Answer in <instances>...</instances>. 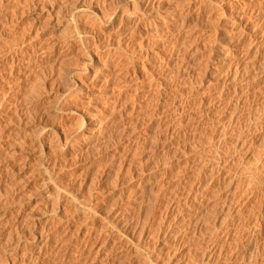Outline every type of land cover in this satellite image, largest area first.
I'll list each match as a JSON object with an SVG mask.
<instances>
[{"label":"bare ground","instance_id":"1","mask_svg":"<svg viewBox=\"0 0 264 264\" xmlns=\"http://www.w3.org/2000/svg\"><path fill=\"white\" fill-rule=\"evenodd\" d=\"M106 1V0H105ZM108 1V0H107ZM110 1V0H109ZM120 1V0H119ZM170 1H172V0H129L126 4H128L129 6H128V8H126V11H118V12H115V13H113L112 11L113 10H110V12H112L111 14L112 15H110V19H109V21H104L106 24H104L103 23V19H105L106 18V16L105 15H107L106 13H105V15L103 14V12H100V14L98 15V10H99V8L101 7L102 8V5L104 4L103 2H104V0H103V2H102V0H101V2L103 3V4H101L100 5V0H0V129L1 128H3V127H5L6 125L5 124H7V123H9V121H11L14 117H12V114H13V112L14 113H16V114H14L15 115V117L17 116V119L16 118H14V119H16L17 121L16 122H18L19 121V123H21V120H18V118L20 119L21 118V116H20V113L18 114L17 112V110H16V112H15V108L16 109H18L19 107H21V106H19L18 108H17V103L15 102V99L13 98L15 95H14V93L17 91V92H21V91H23L24 90V88H28V86H27V84H26V86H24V88H23V84H24V79L23 78H26V76L25 77H23V76H19V72H18V74H16L17 76H15L14 78V80L13 79H11V80H13L12 82H14V81H16L14 84L16 85L15 87L17 88V90L15 89H13L14 87L13 86H11V87H13V88H10L11 90H14L13 91V93H11V94H13V99L10 97L11 95H9V93H8V89L5 87V86H8L9 87V85H12V84H10L11 82H10V78H11V76L14 74V72L15 71H18L19 69H16L15 67H14V64L17 66V61L18 62H20L19 60H17V57H16V55H17V53L19 54V56L21 55V53H23L24 52V56L25 55H27V54H25V53H31L32 51H35L36 49L39 51V52H41L42 51V55L44 56V57H46L47 56V54H48V51H50V52H55L56 51V53H58V55L60 56L61 55V52L64 50V51H68L67 52V54H65V58H67L66 56H69V55H71V53H73L72 52V50H75V51H77V53L79 54L81 51H85V52H83V54L85 55V56H83L84 58V60H85V63H83V62H81L82 64L81 65H83L84 64V66H85V71L87 72L88 70H89V66H90V68H91V70H92V73H93V75H94V78H92V80H91V82H90V79H89V77L86 79V80H84L83 82L82 81H77V82H75V83H71L72 84V89H73V86H75V88H76V90L75 91H72V92H76V91H84L83 90V87H84V82H90V83H93V85H98L99 84V80L102 78V77H104L103 79H102V83L104 82V83H106L107 81H109V79L108 80H104V79H107V77L108 76H116L117 77V75L119 76V73L121 72V74L123 75H121L120 77L122 78V80H123V78H124V80L127 82V84H129V83H137L138 81H145V85L143 84V85H140L141 87H138L139 89H142L141 90V92H139V93H137V89H135L136 90V95L137 94H139V97H140V101H139V103H135L136 105H133L132 106V108H130V110H132L130 113H132V112H136L137 113V111H140V113L142 112L139 108H141V106H142V104L144 103L145 104V100H143L145 97H148L149 99L148 100H146V103H150L152 106L151 107H153V109L151 110H149V112L148 113H150L149 115V118H148V123H150V131L152 130V128H153V131L155 130L156 131V129L157 130H160V133L162 134L163 132H162V130H164V131H166L167 133L169 132V134H171V136H173V138L176 140V142L177 143H187L188 142V136H190L191 135V133L192 132H194L195 134H197L194 138H195V141H199L200 143L198 144L199 146H201V147H199L200 149H198V145L195 143L194 145L196 146V148H197V150L196 151H194L195 152V154H194V152H193V154H194V160L192 159L191 161L189 160V161H187L184 165H182L181 166V168L179 169L178 167V172L179 171H181V173H184V171H185V169H188V168H190V166H192V163H195V166L197 167V171H195L196 172V175H195V172L194 173H192L193 175H195V176H193V177H195V181L193 180V182L191 181L189 184H183L182 185V187L183 188H187V190H186V194H185V201H184V203H183V205L182 206H180L181 208H182V211H179L180 213H181V216H178L179 214H174L173 216V218H172V220L171 221H168V226H167V229L165 230L166 232L165 233H163L164 235H163V238L162 239H165V240H172L171 238L173 237H170V235H169V233H172V230L173 231H175V233H179L180 231H183V230H186V232H188V231H191L192 230V235H193V237L196 239V238H199V239H197L196 241H198V240H200V238H204V236H203V229L205 228V230H207V233L206 232H204L205 234V236H206V234H208V236H209V241L208 242H210L211 241V244H208L207 243V245H206V247L204 248V250H202V252H201V254H199V256H197V254H196V256L198 257V259L196 260V261H194L193 262V264H227L229 261H226V262H222V260L224 259V256L223 255H227L228 253L230 254L229 256H234V249H233V247L231 248V249H233V250H231V249H229V251L226 249L227 247L225 246V245H228L229 246V244H230V246H231V244H234V243H232V241L234 240V239H236L235 241H237V236H235L236 238H234V221L236 220V219H240L241 218V215H240V213L242 212V213H246L249 209V207L252 205L251 203H253V199H255V198H257V200L260 198V201H259V204L257 205V212L255 213V216H254V219H255V221H257L258 222V224H259V226H262V227H264V177H263V175H264V173L261 171L260 172V170H261V168L263 169V167H260V169H259V172L262 174L263 173V175H258V167L256 166L257 165V163H256V165H253V166H251L252 164L250 163V162H248L247 164H246V161H247V159H248V157H249V149L251 148V146H255V147H257V148H255V149H257V151H256V154L255 155H257V156H255V155H253V156H255V157H252V158H254V159H256L257 161H258V163H260V164H262L261 162H264V160H262V158L264 159V140H262V138H261V140H262V142H260L259 141V139H260V137H259V139H258V135H259V133L262 131V126H263V120H264V18H262L263 16H261L259 13H261V11H263L264 12V0H258V3H259V1H260V3H259V5H258V8H257V6L255 7V5H251V4H247L246 6H242V8L241 9H239V8H237L236 6H237V1L236 2H234V4H233V1H235V0H227L226 1V5H224V3H222V2H225V0H191V3H189V5L187 6V8H185V7H182V8H184L183 10H181V9H179V11H177L178 9L177 8H180L181 6H180V4L178 5V3H177V8H176V6H172V5H169L167 2H170ZM180 1V0H179ZM185 1V0H184ZM188 0H186V2H187ZM190 1V0H189ZM231 1V3H229ZM261 1H263V3L261 2ZM113 2H114V0H113ZM121 2V1H120ZM98 3H99V7H98ZM117 3H119V2H117ZM117 3H116V5H117ZM257 3V2H256ZM257 3V4H258ZM112 4V3H111ZM173 4V3H172ZM105 5V4H104ZM176 5V4H175ZM239 5V4H238ZM112 6H113V4H112ZM118 6V5H117ZM127 6V5H126ZM178 6H180V7H178ZM104 7H106V6H104ZM14 8H16L17 10H22V11H24V9L25 8H28V9H30L29 11H31V10H33V12H35L38 16H35L34 17V20H36V21H33V22H30L31 23V25H32V23H34V25H33V28H32V26H31V28H30V30L28 29L30 26H29V22L28 23H26V25H24L23 27H21V28H23V29H21V30H23V32L25 31V34H26V39H21L20 37V39L18 38L17 40L15 39V38H17V37H15V33L16 32H14V37L12 36V34H10V33H12L13 31H12V28H10L9 27V25H8V23H13L12 22V16H14V12H13V10H14ZM100 8V9H101ZM113 8V7H112ZM114 8H116V7H114ZM120 8H123V7H121L120 6ZM10 9V10H9ZM15 9V10H16ZM63 9L64 10H66L67 11V13H69L68 15H66L65 13H63L64 14V17H63V15H62V17H61V12L63 11ZM104 9V8H103ZM128 9V10H127ZM177 9V10H176ZM208 9H213V12L214 13H216L217 15V19H215L216 20V23H215V26L213 27V31H212V33L210 34V33H208V34H210L209 35V39H208V41H207V44L209 43V45H210V49L211 50H209L210 51V53H209V57L207 58V60H206V62H204V65H206V67L205 66H203V68H202V66H201V70L202 71H199V72H201L202 73V75L201 76H205L206 77V75L208 74V72H211V71H213V74H212V77H213V79H212V77H211V79H209V81H207L205 84H204V86H205V88L206 89H204V91H202V93L199 95V93H198V95H196V94H194L193 93V89H190V91H187V90H185V91H181V94H178L179 93V91H178V93H175L172 89H171V87L173 86L172 85V81H170V80H167V77H165L164 76V74L166 75L167 74V72L170 74V70L172 71V69H170V70H168V68H169V66H171L170 64H167V63H165L164 62V56H162L161 55V53H162V49L163 48H161L160 50L158 49V50H154L155 52H148V51H150V50H148V49H146L145 48V45L147 46L148 44H150L151 45V43H148V44H144V43H142V40L140 41V39H138V41H137V37L139 36H137V33H139L138 31H139V27H140V23L143 21V17L144 16H147L148 14H151V15H153V16H155V17H149V19L147 20V21H143L144 23H145V26H146V28L147 27H149L151 30H149L146 34H148V36H153V38H156V37H154V36H157L158 34H159V31H158V27L157 26H155L156 25V23H157V20H162V21H166V22H176L175 23V25H176V28H178L177 27V25H179L180 26V28H185V27H183V26H185L187 23H186V21H187V19L189 20V17H191V14H193L194 13V11H196L197 12V14L199 15V14H202V13H204L205 11H207ZM8 10V11H7ZM12 10V11H11ZM108 10V9H107ZM115 10V9H114ZM256 10V11H255ZM9 11H11V12H9ZM29 11H28V13H29ZM104 11V10H103ZM156 11H159V12H157L156 13ZM209 11V10H208ZM207 11V12H208ZM107 12V11H106ZM193 12V13H192ZM253 12H255V13H257L255 16L254 15H252V14H254ZM16 14L18 13L17 11L15 12ZM103 15H102V14ZM108 13H109V11H108ZM21 14H23V12L21 13V11L19 12V15H20V17H19V20H21L22 18L21 17H24V15L26 14H23V16L21 15ZM31 14H32V12H31ZM208 14L210 15V11L208 12ZM18 15V14H17ZM18 15V16H19ZM68 17V18H66V16ZM91 15L92 16H94L95 18H94V21H95V19H97V20H99L98 19V16H100V18H102L103 16V18L101 19V20H99L98 22H96V23H93L92 22V19H93V17H92V19H91ZM206 15V14H205ZM211 15H213V13L211 14ZM26 16V15H25ZM109 16V15H108ZM107 16V17H108ZM202 16V15H201ZM97 17V18H96ZM213 17V16H212ZM15 18H16V16H15ZM21 18V19H20ZM33 17H31V19H32ZM68 19V21L67 20H65V22L67 21V24L66 23H64L62 20H64V19ZM28 19V18H27ZM91 19V22H92V24H97V23H99L100 24V22L102 21V23H103V25H106L105 27L106 28H102L101 27V30H100V28H98V24L96 25L97 27H95V26H93L92 24H90L91 22L90 21H88V20H90ZM210 19V18H209ZM14 20H17V19H14ZM18 20V21H19ZM23 20V19H22ZM25 20H26V18H25ZM25 20H23V21H25ZM96 20V21H97ZM105 20H107V18L105 19ZM197 20V19H196ZM26 21H29V20H26ZM30 21H32V20H30ZM208 21V20H207ZM212 21V20H211ZM46 25L47 23H48V25L49 26H47V27H50L51 26V28L49 29V30H51L52 29V31L53 30H60V29H62V30H60V31H62V32H60V34H61V36L63 37H61V36H59V38L62 40L60 43H58L57 41H59V38H58V40L55 42V39H54V43H50V44H47V46L45 45V43L43 44V41H41V39H39V42L38 43H33V44H26V41H30L29 40V35L30 34H28V33H26L27 32V30L28 31H32L34 34H36V39L39 37L37 34L40 32V31H42L43 29L42 28H44V24ZM90 22V23H89ZM11 23H10V25H11ZM19 23V22H18ZM25 23V22H24ZM40 23H42V24H40ZM69 23V24H68ZM202 23V22H201ZM206 23H208V22H206ZM210 23V22H209ZM14 24H15V21H14ZM13 24V25H14ZM20 24V23H19ZM27 24H28V26L29 27H27ZM162 24V23H161ZM174 24V23H173ZM193 24H195V23H193ZM16 25V24H15ZM22 25V24H21ZM42 25V26H41ZM101 25V24H100ZM99 25V26H100ZM207 25V24H206ZM211 25V24H210ZM102 26V25H101ZM116 26H118V30L116 31V33L118 32V34H117V37L115 36H110V35H108V36H103L102 38L100 37L99 39L97 38V36H98V34L100 35L102 32H104V30H115V28H116ZM155 26V27H154ZM164 26V25H163ZM166 26H167V24H166ZM166 26H165V28H166ZM191 26H193V25H191ZM213 26V25H212ZM27 27V30H25V28ZM187 27H188V25H187ZM195 27V26H194ZM209 27H211V26H209ZM17 28H20V25H18V27ZM180 28H178V29H180ZM193 28V27H192ZM169 29V28H168ZM170 29H171V27H170ZM177 29V30H178ZM189 29V28H188ZM188 29L186 28V30L188 31ZM194 29H196V28H194ZM14 30H15V28H14ZM44 30H46V29H44ZM177 30H176V32H177ZM182 30V29H181ZM16 31H17V33L19 32V33H22V31L20 32V29H19V31L16 29ZM52 31H51V34H52ZM145 31V30H144ZM168 31V30H167ZM166 31V32H167ZM194 31V30H193ZM36 32V33H35ZM106 32V31H105ZM111 32V31H110ZM165 32V31H164ZM163 32V33H164ZM30 33V32H29ZM49 33V32H48ZM55 33V32H54ZM115 33V32H114ZM141 33V32H140ZM170 33V32H169ZM181 33H182V31H181ZM190 33V32H189ZM192 33V32H191ZM111 34V33H110ZM174 34V33H173ZM177 34H179V33H177ZM185 34V33H184ZM183 34V35H184ZM42 35V34H41ZM54 35V34H53ZM57 35V34H56ZM176 35V34H175ZM199 35V34H198ZM16 36H18V35H16ZM24 36V35H23ZM34 36V35H33ZM50 36H52V35H50ZM160 36V35H159ZM164 36V38H165V34L163 35ZM167 36V35H166ZM169 36V35H168ZM172 36H174V35H172ZM185 36H186V34H185ZM184 36V37H185ZM53 37V36H52ZM51 37V38H52ZM55 37V36H54ZM140 37V36H139ZM144 37V36H143ZM142 37V38H143ZM145 37H147V35L145 36ZM171 37V36H170ZM170 37H169V40H170ZM196 37V36H195ZM31 38H34V37H31ZM41 38H43V37H41ZM55 38H57V36L55 37ZM88 38V39H87ZM159 38V37H158ZM187 38V37H186ZM36 39H34V40H36ZM50 39V38H49ZM89 39H91V40H89ZM124 39H127V41L129 40V43H128V45H130V48L128 49V50H126L125 49V51H124V49H123V47H122V43L124 42L125 43V41H124ZM171 39H172V37H171ZM180 39V38H179ZM193 39H195V38H193ZM192 39V40H193ZM38 40V39H37ZM51 40V39H50ZM89 40V41H88ZM184 40V39H183ZM91 42V44H93V46L94 47H96V51H95V49L94 50H91L92 48L91 47H93V46H91L89 49L90 50H88V47H87V45L86 44H88V42ZM163 41H164V39H163ZM163 41H161V42H163ZM31 42V41H30ZM46 42V41H45ZM47 42H49V41H47ZM147 42V41H146ZM178 42V41H177ZM187 42V41H186ZM192 42V41H191ZM190 42V43H191ZM29 43V42H28ZM156 44H157V42H155ZM154 43V44H155ZM194 43V42H193ZM196 43H197V41H196ZM205 43V42H204ZM44 46H43V45ZM91 44H89V45H91ZM153 44V43H152ZM88 45V46H89ZM128 45H124V47H127ZM167 45V44H166ZM181 45V44H180ZM185 45H187V44H185ZM199 45V44H198ZM153 46H155V45H153ZM164 46V45H163ZM171 46V45H170ZM182 46V45H181ZM180 46V48H182ZM121 47V48H120ZM169 47V46H168ZM167 47V48H168ZM178 47V46H177ZM186 47V46H185ZM184 47V48H185ZM158 48H160V47H158ZM166 48V49H167ZM171 48H172V50H173V46H171ZM183 48V49H184ZM186 48H188V47H186ZM204 48H205V46H204ZM16 49H18V50H16ZM123 50V51H121V50ZM150 49V48H149ZM169 49V48H168ZM190 49V48H189ZM199 49V48H198ZM208 49V48H207ZM170 50V49H169ZM171 50V51H172ZM205 50V49H204ZM31 51V52H30ZM63 51V52H64ZM152 51V50H151ZM39 52H37L38 53V56H39ZM145 52V53H144ZM170 52V51H169ZM168 52V53H169ZM33 54H35L36 53V51H35V53L34 52H32ZM36 53V54H37ZM75 53V52H74ZM82 53V52H81ZM141 53H143V55L145 54L146 55V57H149V56H155V59H156V57H157V62H155V64H151V63H146V62H144L142 59L143 58H141ZM196 53V52H195ZM32 54V55H33ZM36 54L34 55V56H36ZM41 54H40V56H41ZM174 54V53H173ZM214 54V56H212ZM55 55V54H54ZM54 55H53V57H54ZM72 55H74V54H72ZM71 55V56H72ZM82 55V54H81ZM81 55H79V56H81ZM142 55V56H143ZM170 55V54H169ZM175 55V54H174ZM182 55V54H181ZM18 56V55H17ZM24 56H23V58H24ZM50 56H52L51 54H50ZM57 56V55H56ZM70 56V57H71ZM74 56H76V53H75V55ZM167 56V55H166ZM205 56V55H204ZM208 56V55H207ZM27 58H29V57H31L32 58V56L31 55H29V57H28V55L26 56ZM43 57V58H44ZM70 57H68V58H70ZM73 57V56H72ZM77 57V56H76ZM172 57V56H171ZM21 58H22V56H21ZM22 58V59H23ZM41 57H39V59H40ZM58 58V57H57ZM56 58V59H57ZM64 58V57H63ZM64 58V59H65ZM74 58V57H73ZM18 59H20V58H18ZM34 59V58H33ZM37 59V58H36ZM62 59V58H61ZM71 60H72V58H70ZM79 59V58H78ZM153 59H154V57H153ZM169 59V58H168ZM177 59V58H176ZM28 60H30V58L28 59ZM38 60V59H37ZM66 60V59H65ZM75 60V59H74ZM82 60V59H81ZM178 60V59H177ZM177 60H175L176 62H177ZM181 60V59H180ZM197 60H198V58H197ZM31 61H32V59H31ZM39 61H41V60H39ZM39 61H34L36 64L37 63H39L40 64V62ZM68 61H69V59H68ZM73 61V60H72ZM71 61V62H72ZM76 61V60H75ZM74 61V62H75ZM183 61V60H182ZM23 62H26V61H24L23 60ZM22 62V64H24ZM30 62V61H29ZM45 62H46V60H45ZM73 62V63H74ZM77 62V61H76ZM75 62V63H76ZM153 62V61H152ZM164 62V63H163ZM32 63V62H31ZM30 63V64H31ZM35 63H33L34 65H35ZM49 63V62H48ZM48 63H46V64H48ZM56 63V62H55ZM72 63V64H73ZM171 63V62H170ZM185 63V62H184ZM187 63V62H186ZM188 63H190V62H188ZM187 63V64H188ZM192 63V62H191ZM21 64V65H22ZM28 63H26L25 65H27ZM43 64V63H42ZM59 64V63H58ZM58 64H55V65H58ZM62 64H63V62H62ZM79 64H80V62H79ZM186 64V65H187ZM29 65V64H28ZM27 65V66H28ZM50 65H53L54 66V64H49V65H47L48 67L50 66ZM75 65V64H74ZM77 65V64H76ZM76 65L74 66L75 68H76ZM176 65V64H175ZM179 65V67L180 66H182V65H180V64H178ZM185 65V64H184ZM185 65V66H186ZM198 65V64H197ZM19 66H20V64H19ZM24 65H22V68H25V67H23ZM30 66V65H29ZM32 66V65H31ZM30 66V67H31ZM38 66V65H37ZM43 66V65H42ZM45 66V65H44ZM43 66V67H44ZM78 66V65H77ZM80 66V65H79ZM83 66V67H84ZM157 66V67H156ZM40 67V66H39ZM55 67H58V66H55ZM70 67V66H69ZM73 67V66H72ZM154 67H156V69H154ZM15 68V70H13ZM36 68V67H35ZM38 68V67H37ZM37 68L36 69H32L31 68V71H37ZM41 68L42 67H40V70H41ZM45 68V67H44ZM68 68V67H67ZM153 68V69H152ZM171 68V67H170ZM185 68V67H184ZM188 68V67H187ZM210 68V69H209ZM26 69V68H25ZM43 69V68H42ZM47 69V68H46ZM46 69H44V70H46ZM57 69H60V68H57ZM62 69V68H61ZM64 69H66V68H64ZM63 69V70H64ZM70 69V68H69ZM74 69V68H73ZM72 69V70H73ZM79 69V68H78ZM183 69V68H182ZM200 69V68H199ZM27 71H28V68L26 69ZM26 70H25V72H26ZM39 70V69H38ZM44 70H42L41 72H43ZM71 70V69H70ZM175 70H177V69H175ZM180 70V69H179ZM4 71L6 72V71H8L7 73H5L4 74ZM21 71H24L23 69L22 70H20V72ZM30 71V70H29ZM31 71L30 72H27V76H29L30 74H31ZM74 71V70H73ZM194 71V70H193ZM3 72V73H2ZM24 72V73H25ZM59 72V71H58ZM66 72V71H65ZM118 72V74H116ZM23 72H22V74H24ZM36 73V72H35ZM34 72H33V75H35V78L33 79L31 76L29 77V78H32L34 81H35V84H36V80L35 79H37V81H38V78L36 77V75L38 76V75H41V74H39L38 73V71H37V74H35ZM60 73V72H59ZM185 73V72H184ZM194 73V72H193ZM212 73V72H211ZM3 74V75H2ZM70 74V73H69ZM83 74H85V72L83 73ZM82 74V75H83ZM115 74V75H114ZM162 74H163V77H162ZM168 74V75H169ZM176 74V73H175ZM174 74V75H175ZM190 74V73H189ZM196 74V73H195ZM21 75V74H20ZM24 75H26V73L24 74ZM32 75V74H31ZM32 75V76H33ZM61 75H63V74H61ZM68 75V74H67ZM66 75V76H67ZM81 75V74H80ZM177 75H178V73H177ZM185 75V74H184ZM200 75V74H199ZM198 75V76H199ZM208 75H210V74H208ZM71 76V75H70ZM170 76V75H169ZM179 76V75H178ZM200 76V77H201ZM211 76V75H210ZM209 76V77H210ZM10 77V78H9ZM39 77V76H38ZM85 77H87V76H85ZM114 77H112V78H110V80L111 79H113ZM116 77H115V79H116ZM119 77V79H121ZM171 77V76H170ZM176 77V76H175ZM182 77V76H181ZM186 76H184L183 78H185ZM199 77V78H200ZM17 78V79H16ZM68 77H66V79H67ZM78 79H79V77H77ZM118 78V77H117ZM178 78V77H177ZM194 78H197V77H194ZM31 79V80H32ZM65 78H64V80H66ZM84 79V78H83ZM173 79V78H172ZM188 79V78H187ZM205 79V78H204ZM203 79V80H204ZM7 80L10 82V83H8L7 82ZM25 80H27V78L25 79ZM29 80V79H28ZM27 80V81H28ZM76 80V79H75ZM80 80H81V78H80ZM114 80V79H113ZM124 80H123V82H124ZM30 81V80H29ZM33 81V82H34ZM67 81V80H66ZM142 81V82H143ZM170 81V82H169ZM192 81V80H191ZM198 81H200V79L198 80ZM198 81H196V82H198ZM69 82H71V80H69ZM69 82H68V84L67 85H69ZM111 82V81H110ZM110 82H108V83H106V84H108L109 85V83ZM113 82H115V81H113ZM112 82V83H113ZM174 82V81H173ZM176 82H178V81H176ZM184 82V81H183ZM193 82H194V80H193ZM204 82V81H203ZM26 83V82H25ZM28 83H30V84H32V82L30 81V82H28ZM118 83V82H117ZM116 83V84H117ZM186 83V86H187V82H185ZM185 83H182L183 85L185 84ZM195 83V82H194ZM200 84H201V82H199ZM9 84V85H8ZM34 84V85H35ZM64 84H65V82H64ZM65 84V85H66ZM71 84H70V86H71ZM101 84V83H100ZM105 84V86L106 87H110V86H107ZM123 84V83H122ZM141 84V83H140ZM175 84V86H176V83H174ZM189 84H190V81H189ZM197 85L196 86H198L199 84L198 83H196ZM25 85V84H24ZM33 85V84H32ZM102 85H104V84H101L100 85V87H102ZM113 85V84H112ZM118 85V84H117ZM121 85V84H120ZM192 85L193 86H195V84H193L192 83ZM36 86V85H35ZM99 86V85H98ZM114 86V85H113ZM129 86H131V85H128L127 87H129ZM203 86V85H202ZM34 87V86H33ZM32 87V88H33ZM95 87V86H94ZM104 87V86H103ZM115 87H116V85H115ZM118 87H122V86H118ZM125 87V86H124ZM185 87V86H184ZM200 87H201V85H200ZM69 88V87H68ZM71 88H69V89H71ZM105 88V87H104ZM111 88V87H110ZM173 88V87H172ZM189 88H191L190 86H189ZM193 88V87H192ZM195 88V87H194ZM10 89H9V91H10ZM23 89V90H22ZM34 89H37L38 90V87H36V88H34ZM33 89V90H34ZM67 89V88H66ZM68 89V90H69ZM78 89V90H77ZM116 89V88H115ZM118 89H120V88H118ZM117 89V92H115V93H117L118 95L115 97L114 96V91H108V89H107V91H104L106 94H110L111 95V93H113L112 94V96H114L115 98H110V97H107V96H105L107 99L105 100V105H107V104H110L111 105V107H112V109H110V107H108V110L110 109L111 110V114L109 115V116H112V114H114V112H116V111H118V110H116V105H117V103L119 104L120 102H121V100H120V96H122L118 91ZM125 89V88H124ZM123 89V90H124ZM139 89H138V91H139ZM184 89V88H183ZM187 89V88H186ZM26 90V89H25ZM24 90V91H25ZM30 90H32L31 89V87L29 88V90L28 91H26L27 93L30 91ZM33 90H32V92H30V93H32V94H29L30 96H33V97H35L34 95L35 94H37L38 95V93H36L37 91H34L35 92V94H34V92H33ZM114 90V89H113ZM122 90V91H123ZM133 90V89H132ZM176 90H177V87H176ZM197 90V89H196ZM40 90H38V92H39ZM60 91H61V89H60ZM64 91H65V88H64ZM64 91H63V94H64ZM81 91L78 93V94H81ZM87 91V90H86ZM90 91H94V90H90ZM98 91V90H97ZM122 91L120 90V92L122 93ZM194 91H195V89H194ZM198 91H200V90H198ZM11 92V91H10ZM25 92V93H26ZM89 92V91H88ZM135 92V91H134ZM134 92H133V94H134ZM142 92H145V93H143L142 95H141V93ZM21 93H23V92H21ZM25 93H23V94H25ZM70 93H71V91H70ZM69 93V94H70ZM77 93V92H76ZM94 93H95V91H94ZM129 93H130V91H129ZM17 94V93H16ZM68 94V96H70ZM75 94V93H74ZM97 94H99V93H97ZM123 94H124V92H123ZM9 95V96H8ZM21 95V94H20ZM28 94H27V96L26 95H22L20 98L18 97V94L16 95V97L15 98H19L18 99V101L20 100L21 101V98L22 97H28L26 100L24 99V101H27V104H28V99L29 100H33L34 98H32V97H30ZM82 95V94H81ZM87 95V94H86ZM149 95H150V97H149ZM204 95V96H203ZM67 96V95H66ZM73 96H75V95H73ZM77 96H79V95H77ZM111 96V97H112ZM135 96V95H134ZM193 96L194 97H200V98H198L196 101H193L192 99H193ZM40 97H42V96H39V98ZM86 97V96H85ZM98 97V96H97ZM122 97H124V96H122ZM121 97V98H122ZM129 97H130V95H129ZM192 97V99H190ZM31 98V99H30ZM36 98H38L37 96H36ZM35 98V99H36ZM94 98V97H93ZM125 98V97H124ZM73 99V98H72ZM76 99H78L77 97L75 98V100ZM92 99V97L89 99H87V100H91ZM126 99V98H125ZM129 99V98H128ZM136 99V98H135ZM135 99H133V101L135 100ZM139 99V98H138ZM31 100V102H33ZM63 100V99H62ZM61 100V101H62ZM74 100V99H73ZM79 100V99H78ZM83 100V99H82ZM86 100V101H87ZM104 100V99H103ZM17 101V102H18ZM20 101H19V104H20ZM23 100H22V103L24 102ZM34 101H36V100H34ZM83 101H85V99L83 100ZM89 101H87L88 102V104H89ZM124 101V100H123ZM122 101V102H123ZM125 101H127V100H125ZM138 101V100H137ZM136 101V102H137ZM38 102V101H37ZM75 102V101H74ZM94 102V101H93ZM122 102H121V104H122ZM128 102V101H127ZM143 102V103H142ZM26 103V102H25ZM30 103V102H29ZM42 103V102H41ZM63 103V102H62ZM61 103V104H62ZM91 103V102H90ZM124 103V102H123ZM18 104V105H19ZM26 104V105H27ZM37 104V103H36ZM39 104V106H40V103H38ZM65 104H67V103H65ZM70 104V103H69ZM68 104V105H69ZM74 104V103H73ZM87 104V103H86ZM94 104H95V102H94ZM132 104H134V103H132ZM149 104V105H150ZM15 105H16V107H15ZM25 105V106H26ZM29 105V104H28ZM32 105V104H31ZM59 105V104H58ZM97 105V104H96ZM95 105V106H96ZM103 105V104H102ZM126 105V102H125V104H123V107ZM38 105H36L35 106V108L37 107ZM64 106V105H63ZM75 106V105H74ZM87 106L89 107V105H86V106H82V107H84V108H82L83 110H85L86 108H87ZM99 106H100V104H99ZM144 106V105H143ZM147 106H148V104H147ZM24 107V106H23ZM27 107V106H26ZM34 107V106H33ZM52 107H53V105H52ZM67 107H70V106H67ZM78 107H80V105L78 106ZM77 107V108H78ZM97 107V106H96ZM122 107V108H123ZM131 107V106H130ZM146 107V106H145ZM142 108V109H146V108ZM150 107V108H151ZM25 108V107H24ZM30 108H32V107H30ZM30 108L28 107V108H25L26 110L24 111V113H26L25 115H27V113H28V115L29 114H31L30 115V117L29 118H32V115H34V114H32L33 113V111H34V113L38 110H30ZM49 108V107H48ZM51 108V107H50ZM56 108V107H55ZM72 108V107H71ZM99 108V107H98ZM102 108H104V107H102ZM107 108V107H106ZM120 108V107H119ZM122 108L119 110V111H121L122 110ZM125 108V107H124ZM127 108V107H126ZM57 109H59L58 107H57ZM56 109V110H57ZM62 109V108H61ZM61 109H59V110H61ZM67 109V108H66ZM66 109H64L63 108V111L64 110H66ZM69 110H71L70 108H68ZM67 109V110H68ZM73 110H74V108H72ZM75 109H76V107H75ZM87 109H89V108H87ZM94 109V108H93ZM92 109V110H93ZM19 110H23V109H19ZM44 110V109H43ZM55 110V109H54ZM53 110V111H54ZM81 111V110H78V117L80 116V121L81 122H79L80 124H81V130H83L85 127H87L86 126V124H87V118H86V116H85V111ZM107 109H104V111H103V113L106 111ZM129 110V111H130ZM147 110H148V107H147ZM44 111H47L46 109L44 110ZM52 111V113L54 114L53 115V122L52 123H49V124H51L50 125V128H49V125L47 126L46 124H45V126H44V123H47V122H49L47 119H48V116H46L47 114H45V116H44V114H43V116H41V117H44L43 119H41V117H40V119L43 121H41L40 119H39V121L40 122H38V125L39 126H41L40 127V131H42L43 130V133H41L40 134V136H37V138L35 137V140H33V144H32V146H31V148L30 149H26L27 147H28V145H27V147L26 148H22L23 147V145H22V143L21 142H19L18 143V141L16 142V143H18V145H21L20 147H21V149H22V152H23V150L26 152V151H29V153H30V151H35L36 149H34V148H40V153H39V155L36 157V158H34V159H38V161H37V163H38V165H37V168L39 167V168H44V169H41V170H45L44 172L45 173H43V175H45V176H42L41 177V175H40V187H41V189H43V194H41L42 195V201H40V203L38 204V205H40L41 206V210L43 211V214L44 215H47L48 213H52L53 212V215L52 216H50V214L48 215V217H44L41 221H39L38 219L40 218L39 216V218L38 217H36V213H34V212H30V213H27V210L25 209V207H19L17 210H15L14 212H13V214L12 213H10V214H12L13 215V217L12 218H14L15 217V225H14V230H15V232H18V229L20 230V233H18V236L20 235L21 237H18V242L20 241L21 242V240L22 241H24V244L22 245V244H20V243H17V245H15V249L13 248V250H14V253L12 254L13 255V257H12V263L11 264H44L45 263V259L48 257L49 258V256H50V252H52L51 251V249L52 248H55V247H59V249H60V247L62 246V245H66L65 244V242L66 241H68V240H70V239H72L73 237H75V238H81L82 236V238H83V240L84 239H90L91 237H92V235H91V231L93 232V230L91 229V230H86V231H84L83 230V228H82V225L81 226H77V228L76 229H74L72 226H71V222L70 223H68V222H66L65 223V219L63 218V219H60L59 218V216H60V211H62V209L63 208H66L67 207V205L69 206V204H66L65 202H69V203H74L75 201H74V198L73 197H75V196H73L72 197V195L70 196L69 194L71 193V192H68L69 194L67 195V197L64 199V201H63V195H62V197H61V193H60V188H59V185H57L56 184V182H54L59 176H57V174H59V173H61V171H62V168H65L66 166H65V162H64V164H62V166L64 165L65 167H62V166H60L61 164V162L63 163V161L65 160L64 159V156L66 157V156H68L69 154L70 155H73V154H71V153H73L72 152V149H73V146H71V141H69V139H71L72 138V133H74V131H72V133H71V131L69 130V129H71L70 128V126L71 125H69L68 126V128L66 127V123H64V116H62L63 115V111H62V114L59 112V111H55V112H53ZM72 111V110H71ZM77 111V110H76ZM75 111V112H76ZM91 111V110H90ZM118 111V112H119ZM125 111V110H124ZM127 111V110H126ZM145 111V110H144ZM151 111V112H150ZM41 112H43L42 110H41ZM51 112V111H50ZM109 112V111H108ZM22 113H23V111H22ZM37 113V112H36ZM48 113V112H47ZM69 113H70V111H69ZM68 113V116H70V114L71 115H73L72 114V112L69 114ZM98 112H95V115L97 114ZM102 113V114H103ZM122 113V112H121ZM125 113V112H124ZM129 113V114H130ZM143 113V112H142ZM146 113V112H145ZM144 113V114H145ZM39 113H37V115H38ZM65 114V116L67 115V112L66 113H64ZM74 114H76V113H74ZM92 114V113H91ZM101 114V113H100ZM106 113H104V115H105ZM108 114V113H107ZM119 114H120V112H119ZM139 114V113H138ZM7 115H8V117H9V115H10V120L9 121H5L4 122V120L6 119H4V117L3 116H6L7 117ZM19 115V116H18ZM22 116H23V114H21ZM23 116V117H27V119L29 120V118H28V115L27 116ZM48 115H49V113H48ZM77 115V114H76ZM121 115L122 114H120V117H121ZM134 116H135V114H133ZM145 115H147V114H145ZM35 116H36V114H35ZM35 116H33V118L35 117ZM40 116V115H39ZM38 116V117H39ZM52 116V115H51ZM105 116H107V115H105ZM109 116H108V118H109ZM113 116H115V114L113 115ZM119 116V115H118ZM122 116H124V115H122ZM125 116H127V114L125 115ZM136 116H138L137 118L138 119H140L141 120V118H143V114H141V118H139L140 116L139 115H137L136 114ZM22 117V118H23ZM46 117H47V119H46ZM49 117H50V115H49ZM77 117V118H78ZM101 117V116H100ZM117 117V116H116ZM119 117V118H120ZM147 117H148V115H147ZM147 117H145L144 116V118H146L147 119ZM8 118V119H9ZM32 118V119H33ZM71 118V117H70ZM92 119V121H96L95 119V117H94V115L91 117ZM107 118V117H106ZM115 118V117H114ZM137 118H135V119H137ZM143 118V119H144ZM26 119V118H25ZM24 119V120H25ZM46 119V120H45ZM50 119H51V117H50ZM75 119H76V117H75ZM89 119V118H88ZM104 119V118H103ZM112 120H113V117L111 118ZM116 119H118V118H116ZM121 119H122V117H121ZM125 119V118H124ZM129 119V118H128ZM127 119V120H128ZM133 119V118H132ZM134 119V120H135ZM142 119V120H143ZM23 120V121H24ZM31 120V119H30ZM28 121V122H31V121ZM105 120V119H104ZM109 120V119H108ZM139 120V121H140ZM26 121V120H25ZM24 121V122H25ZM52 121V120H51ZM66 121H68V120H66ZM118 121V120H117ZM5 123L4 124V126L3 127H1L3 124L2 123ZM12 122L14 123L15 122V120H13V121H11L10 123L12 124ZM16 122H15V124H16ZM75 122H77L78 123V121H75ZM97 122V121H96ZM107 122V121H106ZM105 122V123H106ZM112 122V121H111ZM119 122V121H118ZM132 122V121H131ZM145 122V121H144ZM147 122L145 123L146 125H147ZM26 123H27V121H26ZM33 123V122H32ZM35 123V122H34ZM40 123V124H39ZM78 123V124H79ZM99 123V122H98ZM104 123V122H103ZM102 123V124H103ZM123 123V122H122ZM134 123V122H133ZM135 123H136V121H135ZM142 123H143V121H142ZM10 124V125H11ZM18 124V123H17ZM31 124V123H30ZM43 126H42V125ZM68 124V123H67ZM72 124V123H71ZM74 125L76 124V123H73ZM78 124H76L75 125V127L78 125ZM97 124V123H96ZM120 124V123H119ZM125 124H127V123H125ZM9 124H7V126H10ZM20 124H18V125H16V126H19ZM27 125H28V123H27ZM36 125V124H35ZM73 125V126H74ZM95 125V124H94ZM108 125V124H107ZM115 125V124H114ZM113 125V126H114ZM128 125H129V123H128ZM135 125V124H134ZM142 125V124H141ZM262 125V126H261ZM7 126H6V128H7ZM15 126V125H14ZM23 126H25V125H23ZM30 126V125H29ZM37 126V125H36ZM80 125H78V127H79ZM122 126V125H121ZM123 126H125L124 124H123ZM133 126V125H132ZM19 127H21V126H19ZM18 127V128H19ZM48 127V128H47ZM72 127V126H71ZM75 127H73V128H75ZM101 124H99L98 126L97 125H95V132H92V133H89V130H87V131H85V132H83L82 133V135L81 136H78V142L79 141H81V140H83V139H87V140H91V141H93L94 139H97L98 137L100 138L101 137V135H102V131L103 132H105V129H106V127L105 126H103L104 128H102L101 129ZM127 127V126H126ZM129 127V126H128ZM143 126H141V128H142ZM17 128V129H18ZM25 128V127H24ZM41 128H43V129H41ZM77 128V127H76ZM80 128V127H79ZM109 128V127H108ZM113 128V127H112ZM121 128V127H120ZM130 128H131V125H130ZM155 128V129H154ZM264 128V127H263ZM3 129H5V128H3ZM3 129H1L3 132H4V130ZM17 129H16V131H14L15 132V135L14 136H16L17 134H16V132H17ZM104 129V130H103ZM116 129V128H115ZM118 129H119V127H118ZM29 130V129H28ZM77 130V129H76ZM80 130V131H81ZM113 130V129H112ZM137 130V129H136ZM2 131H1V133H0V135L2 136ZM11 131V130H10ZM21 131V130H20ZM119 131V130H118ZM133 131V130H132ZM146 131H147V129H146ZM145 131V132H146ZM153 131H152V133H153ZM155 131H154V133H155ZM7 132V131H6ZM39 132V131H38ZM38 132L36 133V135H38ZM112 132V131H111ZM122 132V131H121ZM130 132H131V130H130ZM20 133V132H19ZM29 133V132H28ZM34 134H31V132H30V135H35V132H33ZM78 133V132H77ZM107 133V132H106ZM116 133V131L114 132V134ZM128 133V132H127ZM147 133H149V131L147 132ZM146 133V134H147ZM156 133H159L158 131H156ZM155 133V134H156ZM194 133H192L193 135H194ZM90 134V135H89ZM112 134V133H111ZM110 134V135H111ZM120 134V133H119ZM118 134V135H119ZM9 135V134H8ZM7 135V133H6V135H4L5 137L6 136H8ZM20 135H22L21 133H20ZM108 134H106V136H107ZM117 135V136H118ZM121 135V134H120ZM119 135V136H120ZM140 135V134H139ZM142 135V134H141ZM156 135H159V134H156ZM4 136H2L1 137V139L4 137ZM23 136H25V135H23ZM22 136V137H23ZM27 136V135H26ZM31 136V137H32ZM89 136V137H88ZM112 136V135H111ZM115 136V135H114ZM113 136V137H114ZM137 136V135H136ZM152 136V135H151ZM154 136V135H153ZM170 136V135H169ZM170 136V138H172ZM262 136V135H261ZM17 137H19V136H17ZM108 137V136H107ZM106 137V138H107ZM139 137V136H138ZM156 139H158V137H156V136H154ZM160 137V136H159ZM164 137H166V136H164ZM8 138H9V136H8ZM14 138V137H13ZM29 138V137H28ZM104 138V137H103ZM109 138H110V136H109ZM117 138V137H116ZM130 138V137H129ZM172 138V139H173ZM191 138V137H190ZM0 139V140H1ZM5 138H3V140H4ZM12 139V138H11ZM24 139V141L23 142H25V137H23L22 138V140ZM76 139V138H75ZM111 139V138H110ZM148 139V138H147ZM155 139V140H156ZM164 139V138H163ZM168 139H169V137H168ZM172 139H170V140H172ZM2 140V141H3ZM21 140V139H20ZM27 141H29L28 139H26ZM31 140V139H30ZM77 140V139H76ZM114 140H115V138H114ZM117 140V139H116ZM119 140V139H118ZM127 140V139H126ZM154 140V141H155ZM165 140V139H164ZM174 140V141H175ZM194 140V139H193ZM5 141V140H4ZM3 141V142H4ZM73 141V140H72ZM75 141V140H74ZM73 141V142H74ZM88 141V142H89ZM146 141V140H145ZM153 140H152V142H154ZM169 141V140H168ZM174 141H172V143L174 142ZM181 141V142H180ZM3 142H1V143H3ZM32 142V141H31ZM31 142H29L30 143V145H31ZM77 142V141H76ZM148 142H150V141H148ZM158 142V141H157ZM156 141L153 143V144H155V143H157ZM166 142V141H165ZM192 142V141H191ZM10 143V142H9ZM9 143H6V144H8L9 145ZM21 143V144H20ZM92 143H94V142H92ZM114 143H115V141H114ZM183 143V144H184ZM193 143V142H192ZM259 143V144H258ZM4 144V143H3ZM13 144V143H12ZM28 144V143H27ZM90 144H91V142H90ZM97 143H95V145H96ZM2 145V144H1ZM15 145V144H14ZM26 145V144H25ZM94 145V144H93ZM92 145V146H93ZM95 145H94V147H95ZM117 145V144H116ZM127 145V144H126ZM156 145V144H155ZM186 145V144H185ZM183 146V152L182 153H185V154H189V152L190 151H187L188 149H186V146ZM190 145V144H189ZM3 146V145H2ZM6 146V145H5ZM16 146H17V144H16ZM15 146V147H16ZM64 146V147H63ZM66 146H68V147H66ZM71 146V147H70ZM91 146V147H92ZM99 146V145H98ZM98 146H96V148L98 147ZM110 146H113V145H110ZM142 146H144V144L142 145ZM159 146V145H158ZM175 146V145H174ZM180 146H181V144H180ZM180 146H177L178 148L180 147ZM188 146V145H187ZM193 145H191V147H192ZM9 147V146H8ZM10 147H11V145H10ZM19 147V148H20ZM30 147V146H29ZM28 147V148H29ZM89 147V146H88ZM90 147V148H91ZM106 147V146H105ZM115 147V146H114ZM146 147H147V145H146ZM176 147V146H175ZM4 148V147H3ZM2 147H1V149H3ZM12 148H14V146L12 147ZM19 148H17L18 149V151H14V152H12L11 153V155H9L10 157H8V158H11V159H13V161L11 162L9 159V161L11 162V163H7L8 165H5V167H3V164L1 165L0 164V173L1 174H3L4 173V171H3V169L5 170V171H7L8 173H10V175L13 177V175L15 174V173H19L20 171H22V170H25L26 169V167L29 165V163H30V160H31V155H29L28 154V152L27 153H23V154H26V155H24V156H22V157H20V158H18V157H16L15 155H16V153H19L20 154V149ZM60 148V151L62 152H60L61 154H59V152H58V149ZM63 148V149H62ZM113 148V147H112ZM125 148V147H124ZM131 148V147H130ZM133 148V147H132ZM139 148V147H138ZM142 148H145V147H142ZM141 148V149H142ZM148 148V150H149V147H147ZM156 148H158V147H156ZM160 148H161V146H160ZM167 148V147H166ZM177 148V149H178ZM17 149H15V150H17ZM93 149V148H92ZM92 149H90V152L89 153H91V150ZM97 149H99V147L97 148ZM96 149V150H97ZM103 150H106L107 148H102ZM136 149V148H135ZM140 149V148H139ZM152 149V148H151ZM155 149V148H154ZM170 149H171V147H170ZM175 148H173V150H174ZM193 149V147L191 148V149H189V150H192ZM252 149H254V148H252ZM13 150V149H12ZM80 150V149H79ZM95 150V151H96ZM110 150V149H109ZM115 150V149H114ZM117 150V149H116ZM147 150V151H148ZM153 150V149H152ZM181 150H182V148H181ZM180 150V151H181ZM98 151V150H97ZM137 151V150H136ZM135 151V152H136ZM139 151V150H138ZM154 151V150H153ZM165 151V150H164ZM167 151H169V150H167ZM177 151V150H176ZM175 151V152H176ZM7 152V151H6ZM88 152V151H87ZM100 152H101V150H100ZM104 152V151H103ZM107 152V151H106ZM121 152V151H120ZM186 152H188V153H186ZM191 152V153H192ZM247 152H248V154H247ZM78 153V152H77ZM76 153V154H77ZM92 153H94L93 151H92ZM98 153H99V151H98ZM131 153V152H130ZM138 153V152H137ZM152 153V152H151ZM177 153V152H176ZM180 153V152H179ZM258 153V154H257ZM9 154V153H8ZM75 154V155H76ZM112 154V153H111ZM114 154V153H113ZM139 154V153H138ZM239 154H242L241 155V157H239V159L241 160V163H239V161L238 160H236L237 158H236V156H238ZM254 154V153H253ZM74 155V156H75ZM78 155V154H77ZM91 154H88V157L90 156ZM95 155V154H94ZM121 155V154H120ZM119 155V156H120ZM137 155V154H136ZM151 155V154H150ZM179 156H182V155H184V154H178ZM252 155V154H251ZM8 156V155H7ZM11 156H13V157H11ZM62 156V157H61ZM79 156V155H78ZM77 156V157H78ZM134 156H135V154H134ZM149 156V155H148ZM170 156V155H169ZM169 156H168V158H169ZM179 156H178V158H179ZM186 155H184V157H185ZM191 156V155H190ZM70 157H72V156H70ZM76 157V158H77ZM80 157V156H79ZM95 157H97V154H96V156ZM116 157V156H115ZM124 157H126V156H124ZM133 157V156H132ZM173 157V156H172ZM256 157H258L260 160H258ZM32 158V159H33ZM68 158V157H67ZM75 157H73V161L74 160H76V158L74 159ZM81 158V157H80ZM83 158H84V156H83ZM87 158V157H86ZM86 158H84V160L86 159ZM94 157H92V159H93ZM182 158H183V156H182ZM181 158V159H182ZM251 158V159H252ZM63 159V160H62ZM96 159V158H95ZM133 159V158H132ZM184 159V158H183ZM7 160V159H6ZM68 160H71V159H68ZM78 160V159H77ZM76 160V161H77ZM81 160H83V159H81ZM88 160V159H87ZM136 160V159H135ZM178 160V159H177ZM262 160V161H261ZM76 161H75V163H76ZM80 161V160H79ZM101 161V160H100ZM105 161V160H104ZM132 161V160H131ZM149 161V160H148ZM185 161H186V158H185ZM236 161H238V163H239V165H238V167L240 166V167H242L241 168V170H239L238 171V169H240V167L238 168L237 167V169H236V167L234 166V163L236 162ZM254 162V160H251V162ZM257 161H255V162H257ZM261 161V162H260ZM5 162V161H4ZM66 162H69V164H70V161H66ZM82 162H84V161H82ZM87 162V161H86ZM94 162V161H93ZM143 162V161H142ZM178 162V161H177ZM252 162V163H253ZM255 162H254V164H255ZM73 163V162H72ZM71 163V164H72ZM78 163V162H77ZM96 163V162H95ZM129 163H130V161H129ZM145 163V162H144ZM147 163V162H146ZM172 163V165H173V162H171ZM5 164H6V162H5ZM31 164V163H30ZM60 164V165H59ZM70 164V165H71ZM92 164V163H91ZM103 164V163H102ZM106 164V163H105ZM111 164V163H110ZM164 164H166V163H164ZM179 164V163H178ZM251 164V165H250ZM70 165H67V166H70ZM73 165V164H72ZM71 165V167H73ZM76 165V164H75ZM106 165H108V164H106ZM121 165H122V163H121ZM120 165V166H121ZM130 165V164H129ZM194 165V164H193ZM235 165H237V162H236V164ZM31 166V165H30ZM62 167L61 169H60V167ZM89 166V165H88ZM95 166V165H94ZM103 166V165H102ZM109 166V165H108ZM124 166V165H123ZM131 166V165H130ZM259 166H263V164L262 165H259ZM33 167V166H32ZM70 167V168H71ZM100 167V166H99ZM111 168H112V166H110ZM114 167V166H113ZM125 167V166H124ZM194 167V166H193ZM38 168V169H39ZM69 168V167H68ZM67 168V169H68ZM79 168V167H78ZM104 168V167H103ZM108 168V167H107ZM128 168V167H127ZM130 168V167H129ZM171 168V167H170ZM169 168V166H168V169L166 170V173H171L170 172V169ZM195 168V167H194ZM193 168V169H194ZM37 169V170H38ZM91 169V168H90ZM109 169V168H108ZM113 169V168H112ZM190 169H192V168H190ZM83 170V169H82ZM85 170V169H84ZM96 170V169H95ZM94 170V171H95ZM126 170H128V169H126ZM134 170V169H133ZM165 170V169H164ZM189 170V169H188ZM196 170V169H195ZM3 171V172H2ZM27 171V170H26ZM25 171V172H26ZM64 171V170H63ZM89 171V170H88ZM92 170H90V172H91ZM93 171V172H94ZM100 171V170H99ZM117 171H119V168L117 169ZM177 171V170H176ZM30 172H31V170H30ZM33 172L35 173V172H38V171H36V168H35V170H32V174H33ZM65 172V171H64ZM85 172V171H84ZM114 172H116V171H114ZM120 172V171H119ZM119 172H117V173H119ZM146 172V171H145ZM151 172V171H150ZM155 172H156V170H155ZM177 172V174L179 175V173ZM187 172V171H186ZM190 172H192V171H190ZM73 173V172H72ZM113 173V172H112ZM117 173H115V174H117ZM121 173V172H120ZM130 173V172H129ZM6 174V173H5ZM29 175H30V173H28ZM38 174V173H37ZM68 174V173H67ZM78 175H79V173H77ZM80 174H81V171H80ZM86 174V173H85ZM95 174H97V172H95ZM108 174V173H107ZM190 174V173H189ZM21 175V174H20ZM87 175V174H86ZM94 175V174H93ZM111 175H113V174H111ZM110 175V176H111ZM126 175V174H125ZM173 175V174H172ZM185 175H186V173H185ZM10 176V177H11ZM28 176V175H27ZM27 176H26V178H27ZM39 176V175H38ZM54 176H57L56 178L54 177ZM60 176H62V175H60ZM77 176V175H76ZM89 176V175H88ZM96 176V175H95ZM116 176H118V174L116 175ZM154 176V175H153ZM163 176V175H162ZM176 176V175H175ZM174 176V177H175ZM183 176V175H182ZM1 177H2V175H1ZM25 177V176H24ZM31 177H33V175L31 176ZM31 177H29L28 179H30ZM73 177V176H72ZM71 177V178H72ZM79 177V176H78ZM86 177V176H85ZM85 177H84V179H85ZM91 177H92V174H91ZM90 177V178H91ZM134 177V176H133ZM139 177V176H138ZM206 177L209 179L208 181V184H205V183H207V182H204L205 180H206ZM4 178V177H3ZM14 178V177H13ZM38 178V177H37ZM55 178V179H54ZM68 178V177H67ZM70 178V179H71ZM96 178L97 177H95V179L94 180H96ZM99 178V177H98ZM101 178V177H100ZM158 178V177H157ZM157 178L155 179L156 180V182H157ZM168 178V177H167ZM170 178V177H169ZM168 178V179H169ZM173 178V177H172ZM176 178H177V176H176ZM179 178V177H178ZM180 178H181V176H180ZM179 178V179H180ZM185 178V177H184ZM188 178H189V176H188ZM192 178V177H191ZM21 179H23V178H21ZM21 179L19 180V181H21ZM32 179V178H31ZM62 179V178H61ZM64 179H66V178H64ZM63 179V180H64ZM74 179V178H73ZM78 179V178H77ZM76 179V180H77ZM87 179V178H86ZM105 179V178H104ZM167 179V180H168ZM194 179V178H193ZM26 180V179H25ZM60 180V179H59ZM68 180H69V178H68ZM92 180H93V178H92ZM99 180V179H98ZM98 180H96V183H97V181ZM118 180V179H117ZM125 180V179H124ZM175 180V179H174ZM178 180V179H177ZM1 181V180H0ZM10 181V180H9ZM18 181V182H19ZM23 181H24V179H23ZM57 181V180H56ZM71 181V180H70ZM69 181V182H70ZM74 181H75V179H74ZM85 181V180H84ZM83 181V182H84ZM132 181V180H131ZM146 180L144 179V182H145ZM171 181V180H170ZM25 182V181H24ZM23 182V183H24ZM30 181H28V183H29ZM64 181H62V182H60V183H63ZM68 182V181H67ZM72 183H73V181H71ZM80 182H81V180H80ZM79 182V183H80ZM94 182V181H93ZM92 182V183H93ZM114 182H115V179H114ZM122 182V181H121ZM148 182V181H147ZM146 182V183H147ZM153 182H155V181H153ZM164 182V181H163ZM174 182V181H173ZM180 182V181H179ZM16 183H17V181H16ZM20 183V182H19ZM27 183V184H28ZM58 183H59V181H58ZM66 183V182H65ZM76 183V182H75ZM88 183V182H87ZM86 183V184H87ZM99 183V182H98ZM152 182H150V184H151ZM178 183V182H177ZM0 184H2V182H0ZM18 184V183H17ZM17 184H15V185H17ZM37 184V183H36ZM71 184V183H70ZM74 184V183H73ZM81 184V183H80ZM95 184V183H94ZM140 183L138 182V185H139ZM144 184V183H143ZM155 184V183H154ZM164 184V183H163ZM7 185V184H6ZM11 185H12V183H11ZM77 185V184H76ZM91 186H92V184H90ZM90 185L88 186V188L90 187ZM118 185V184H117ZM137 185V186H138ZM153 185V184H152ZM160 185V184H159ZM167 185V184H166ZM176 185L177 184H175V187H176ZM4 186V185H3ZM10 186V185H9ZM20 186V185H19ZM33 186V185H32ZM35 186V185H34ZM67 186V185H66ZM70 186V185H69ZM69 186H67V187H69ZM75 186V185H74ZM144 186V185H143ZM157 186V185H156ZM167 186H169V185H167ZM166 186V187H167ZM179 186V184L177 185V187ZM0 187H1V185H0ZM12 187V186H11ZM15 187V186H14ZM36 187V186H35ZM38 188H39V186H37ZM36 187V189H38ZM87 187V186H86ZM92 187H94V185L92 186ZM92 187H90V189H92ZM96 187V186H95ZM103 187V186H102ZM101 187V188H102ZM109 187V186H108ZM114 187V186H113ZM121 187V186H120ZM119 187V188H120ZM151 188H152V186H150ZM173 187V186H172ZM182 187H179V188H182ZM4 188V187H3ZM22 188V187H21ZM63 188H65V187H63ZM97 188V187H96ZM150 188V189H151ZM161 189H162V187H160ZM168 188V187H167ZM170 188V187H169ZM178 188V189H179ZM7 189H9V187L7 188ZM6 189V190H7ZM23 189V188H22ZM33 189V188H32ZM32 189H30V190H32ZM41 189H39V191H38V193L40 192V190ZM74 189V188H73ZM95 189V188H94ZM93 189V190H94ZM136 189V188H135ZM142 189H143V187H142ZM148 189H149V187H148ZM149 189V190H150ZM152 189H154V188H152ZM160 189V190H161ZM163 189H164V187H163ZM174 189H176V188H174ZM226 189H228V193L230 192V194L228 195V196H223L222 197V195H220V193H221V191H223V190H226ZM1 191H0V194H1V192H2V187H1V189H0ZM3 190H5V189H3ZM12 190V189H11ZM11 190H9V191H11ZM34 190V189H33ZM33 190H32V192H33ZM68 190V189H67ZM75 190H76V187H75ZM103 190V189H102ZM105 190V189H104ZM107 190V189H106ZM109 190H112V189H110L109 188ZM113 190H114V188H113ZM144 190V189H143ZM142 190V191H143ZM172 190H173V188H172ZM177 190V189H176ZM182 190V189H181ZM180 190V191H181ZM35 191V190H34ZM55 191V192H54ZM73 191V190H72ZM85 191V190H84ZM95 191V190H94ZM98 191V190H97ZM115 191V190H114ZM142 191L140 192V193H142ZM145 191V190H144ZM148 191V190H147ZM151 191V190H150ZM157 191V190H156ZM171 191V190H170ZM169 191V192H170ZM178 191V190H177ZM4 192V191H3ZM30 192V191H29ZM74 192V191H73ZM72 192V193H73ZM76 192H78V190L76 191ZM76 192H74V193H76ZM86 192H87V190H86ZM92 192V191H91ZM101 192V191H100ZM137 192V191H136ZM135 192V193H136ZM152 192V191H151ZM155 192V191H154ZM161 192V191H160ZM160 192H158V193H160ZM224 192V191H223ZM12 193V192H11ZM42 193V192H41ZM89 195L91 194L90 193V191L89 192H87ZM98 193V192H97ZM96 193V194H97ZM129 193V192H128ZM134 193V192H133ZM134 193V194H135ZM139 193V192H138ZM147 193V192H146ZM145 193V194H146ZM149 193V192H148ZM153 193V192H152ZM163 193V192H162ZM162 193H160V194H162ZM175 193H177V192H175ZM225 193V192H224ZM227 193V194H228ZM32 194H34V193H32ZM31 194V195H32ZM36 194V193H35ZM34 194V195H35ZM65 194V193H64ZM130 194H132V193H130ZM144 194V195H145ZM150 194V193H149ZM155 194H157V192L155 193ZM168 194V193H167ZM15 195V194H14ZM40 195V194H39ZM40 195V196H41ZM74 195V194H73ZM84 195H85V192H84ZM83 195V193H82V195L81 196H84ZM103 195V194H102ZM101 195V196H102ZM143 195V194H142ZM151 195V194H150ZM154 195V194H153ZM159 195V194H158ZM165 195H166V193H165ZM170 194H168L167 195V197L169 196ZM180 195H181V193H180ZM1 196H2V194L0 195V198H1ZM8 196V195H7ZM27 196V195H26ZM36 196H37V194H36ZM95 196V195H94ZM107 196V195H106ZM123 196V195H122ZM133 196V195H132ZM156 196V195H155ZM162 196H164V195H162ZM175 196V195H174ZM182 196V195H181ZM5 197V196H4ZM24 197V196H23ZM31 196H28V198H24V200L23 201H25V199H29ZM85 197V196H84ZM86 197H87V195H86ZM90 197H92V196H90ZM112 197V196H111ZM131 197V196H130ZM136 197V196H135ZM143 197V196H142ZM146 197V196H145ZM153 197V196H152ZM151 197V198H152ZM173 197V196H172ZM176 197V196H175ZM213 197L215 198V199H218V200H220L219 201V208H216V209H214L213 207H210L213 211H208V212H210V214L208 213V215H204V214H207V213H204V214H202V215H204L205 217L203 218V216L202 215H200V213H199V211L201 210V209H203L204 208V204H205V202L208 200V202H209V200H211V199H213ZM259 197V198H258ZM11 198H13V197H10V199ZM81 198V197H80ZM80 198H78V199H80ZM104 198V197H103ZM103 198H102V200H103ZM120 198V197H119ZM123 198V197H122ZM134 198V197H133ZM139 198V197H138ZM144 198V197H143ZM143 198H142V202H143ZM147 198H149L150 199V197H147ZM154 198H157V197H154ZM154 198H152V200L150 199V201H153V199ZM181 198V197H180ZM9 199V200H10ZM16 199V198H15ZM18 199V198H17ZM21 199V198H20ZM77 199V200H78ZM129 199V198H128ZM140 199H141V196H140ZM148 199V200H149ZM158 199V198H157ZM163 199V198H162ZM168 199H170L169 197H168ZM1 200V199H0ZM8 200V201H9ZM19 200V199H18ZM18 200H17V202H18ZM32 200V199H31ZM86 200V199H85ZM89 200V199H88ZM90 200H92V199H90ZM98 200H99V198H98ZM115 200V199H114ZM130 200V199H129ZM132 200V199H131ZM139 200V199H138ZM172 200H175V199H173L172 198ZM217 200V201H218ZM256 200V201H257ZM4 201V200H3ZM7 201V202H8ZM12 201V200H11ZM14 201V200H13ZM71 201V202H70ZM83 201V200H82ZM87 201V200H86ZM96 201H97V199H96ZM112 201V200H111ZM140 201V202H141ZM146 201V200H145ZM144 201V202H145ZM161 201V200H160ZM164 201V200H163ZM162 201V202H163ZM170 201V200H169ZM212 201V200H211ZM210 201V202H211ZM6 202V203H7ZM15 202H16V200H15ZM20 202V201H19ZM81 202V201H80ZM88 202V201H87ZM86 202V203H87ZM113 202H115V201H113ZM119 202V201H118ZM133 202V201H132ZM141 202V203H142ZM171 202V201H170ZM8 203H10V205H11V202H8ZM21 204H23V202L21 201L20 202ZM31 203V202H30ZM75 203H77V202H75ZM75 203H74V205H75ZM83 203H84V201H83ZM99 203V202H98ZM105 203V202H104ZM151 203V202H150ZM179 203V202H178ZM181 203V204H182ZM217 203V202H216ZM258 203V202H257ZM36 204V203H35ZM64 204H66V206L65 207H63V205ZM79 204V203H78ZM89 204V203H88ZM87 204V205H88ZM113 204L114 203H112L111 205H112V207L114 208V206H113ZM116 204H118V203H116ZM132 204V203H131ZM138 204V203H137ZM147 204H149V203H147ZM152 204H154V203H152ZM151 204V205H152ZM160 204H162V203H160ZM218 204H216V207H218ZM13 205H15L14 203H13ZM71 205V204H70ZM73 205V204H72ZM74 205H73V208H76V207H74ZM85 205V204H84ZM84 205H82V206H80V204H79V206L76 204L75 206H77V208L76 209H78V207L80 208V209H82L83 208V210L85 209V212L83 211V210H81L82 212H83V214H84V216H87V217H89L90 219H91V221H92V219H93V221H94V219H96L95 217H97L96 216V214H97V212L99 213V211H100V209H99V207L97 206H95V208H97V209H99L98 211H97V209L95 210L94 209V206H93V209L92 208H84ZM98 205V204H97ZM100 205V204H99ZM103 205V204H102ZM101 205V206H102ZM108 205V204H107ZM135 205V204H134ZM145 205V204H144ZM143 205V206H144ZM156 205V204H155ZM157 205H159V204H157ZM163 205H164V202H163ZM170 205V204H169ZM168 205V206H169ZM211 205V204H210ZM18 206V205H17ZM34 206V205H33ZM37 205H35V207H36ZM90 206V205H89ZM129 206V205H128ZM165 206V205H164ZM167 206V207H168ZM173 206V205H172ZM185 206V208H183ZM206 206V205H205ZM213 206V205H212ZM254 206L256 207V204H254ZM253 206V207H254ZM82 207V208H81ZM136 207V206H135ZM148 207V206H147ZM146 207V208H147ZM149 207H151V206H149ZM171 207V206H170ZM203 207V208H202ZM214 207H215V204H214ZM31 208H32V206H31ZM38 208V207H37ZM70 208H72V207H70L69 206V209L67 210V211H69L70 210ZM105 208V207H104ZM108 208V207H107ZM120 208V207H119ZM131 208V207H130ZM138 208H140V206L138 207ZM144 208V207H143ZM146 208H144V209H146ZM152 208V207H151ZM151 208H148L149 209V212L151 211ZM175 208L177 209V207H171L170 208V210H169V212H168V209H167V212L168 213H173V211L175 210ZM251 208V207H250ZM79 209V210H80ZM103 209V208H102ZM112 209V208H111ZM135 209V208H134ZM153 209V208H152ZM155 209V208H154ZM153 209V210H154ZM157 209V208H156ZM160 209H162V208H160ZM159 209V210H160ZM164 209H166V208H164ZM163 209V210H164ZM206 209H207V207H206ZM1 210V209H0ZM40 210V211H41ZM64 210V209H63ZM108 210V209H107ZM113 210V209H112ZM140 210H142V208L140 209ZM139 210V211H140ZM163 210H161V211H163ZM181 210V209H180ZM208 210V209H207ZM254 210V209H253ZM73 211H75V209H72L70 212H73ZM123 211H125V210H123ZM127 211V210H126ZM136 211V210H135ZM146 211V210H145ZM177 211V210H176ZM202 211V210H201ZM205 211V210H204ZM256 211V210H255ZM55 212V213H54ZM80 212V211H79ZM156 212V211H155ZM164 212V211H163ZM68 213V212H67ZM76 213H78L77 212V210H76ZM107 213V212H106ZM139 213V212H138ZM146 213V212H145ZM153 213V212H152ZM151 213V214H152ZM178 213V212H177ZM235 213L237 214V213H239V217L237 216V218L234 220V215H235ZM241 213V214H242ZM247 213H249V212H247ZM251 213L253 214V212L251 211ZM8 214V213H7ZM6 214V215H7ZM64 214H65V212H64ZM151 214H149L148 213V215H151ZM251 214V215H252ZM74 215H75V213H74ZM81 215V214H80ZM106 215V214H105ZM116 215H118V214H116ZM115 215V216H116ZM133 215H134V213H133ZM138 215V214H137ZM141 215V214H140ZM157 215V214H156ZM248 215V214H247ZM50 216V217H49ZM67 216V215H66ZM71 216H73L72 214H71ZM78 216H79V214H78ZM83 216V217H84ZM144 216H146L147 217V215H143V217ZM199 216H201L200 218H199ZM208 216V217H207ZM60 217H63V215H61ZM65 217V216H64ZM70 217V216H69ZM74 217V216H73ZM73 217H70V219L71 218H73ZM80 217H82V216H80ZM82 217V218H83ZM122 217V216H121ZM120 217V218H121ZM125 217V216H124ZM127 217V216H126ZM130 217V216H129ZM137 217V216H136ZM141 217V216H140ZM143 217H141V218H143ZM152 217V216H151ZM167 217V216H166ZM172 217V216H171ZM244 217V216H243ZM249 217V216H248ZM247 217V218H248ZM251 217V216H250ZM2 218V217H1ZM4 218V217H3ZM6 218V217H5ZM66 218V217H65ZM81 218V219H82ZM85 218V217H84ZM108 218V217H107ZM106 218V219H107ZM138 218H139V215H138ZM145 218V217H144ZM150 218V217H149ZM158 218H160V217H158ZM208 218V219H207ZM253 218V217H252ZM9 220L7 221V222H5L4 221V223H5V225H7L8 223H10L11 221L13 222V219L12 220H10V216H9V218H8ZM69 219V218H68ZM77 219V218H76ZM89 219V220H90ZM103 219H105V218H103ZM112 219H113V217H112ZM112 219H109V220H112ZM126 219V218H125ZM128 220H129V218H127ZM163 219V218H162ZM204 219H206V220H204ZM73 220V219H72ZM78 220H80V218L78 219ZM123 220H124V218H123ZM122 220V221H123ZM132 220V219H131ZM144 220V219H143ZM149 220V219H148ZM153 220V219H152ZM160 220V219H159ZM2 221V220H1ZM0 221V222H1ZM85 220H83V222H84ZM92 221V222H93ZM103 221V220H102ZM106 221V220H105ZM113 221V220H112ZM136 221V220H135ZM145 221H146V219H145ZM162 222H163V220H161ZM160 221V222H161ZM206 221H207V227H204L203 228V224H204V222L206 223ZM254 221V222H255ZM11 222V223H12ZM87 222H88V220H87ZM99 222V221H98ZM110 222V221H109ZM115 222V221H114ZM127 222V221H126ZM126 222L125 223H123V224H126ZM129 222V221H128ZM128 222H127V224H128ZM153 222V221H152ZM160 222H158L159 224H160ZM161 222V223H162ZM241 222H243V221H241ZM254 222H252V223H254ZM94 223V222H93ZM93 223H90V224H93ZM96 223V222H95ZM94 223V224H95ZM112 223V222H111ZM130 223V222H129ZM135 223H138V222H135ZM164 223V222H163ZM238 223V222H237ZM244 223H245V221H244ZM256 223V222H255ZM3 224V223H2ZM93 224V225H94ZM144 224V223H143ZM146 224H149V223H147L146 222ZM153 224V223H152ZM151 224V225H152ZM247 224V223H246ZM245 224V225H246ZM4 225V226H5ZM96 225V224H95ZM98 225V224H97ZM101 225V224H100ZM104 225V224H103ZM113 225V224H112ZM130 225V224H129ZM128 225V226H129ZM138 225V224H137ZM155 225V224H154ZM153 225V226H154ZM236 225V224H235ZM242 225V224H241ZM241 225L239 224V226L241 227ZM250 225V224H249ZM252 225V224H251ZM120 226H122V224L120 225ZM126 226V225H125ZM130 226H132V223H131V225ZM146 226V225H145ZM145 226H144V228H145ZM156 226V225H155ZM202 226V227H201ZM243 226V225H242ZM256 226V225H255ZM1 227V226H0ZM11 227V226H10ZM10 227H9V229H10ZM104 227V226H103ZM106 227H110V225L109 224H107L106 225ZM112 228L111 229H114L115 227L114 226H111ZM141 227H142V225H141ZM152 227V226H151ZM158 227H159V225H158ZM243 227H245V226H243ZM247 227V226H246ZM258 227V226H257ZM123 228V227H122ZM135 228V227H134ZM137 228V227H136ZM140 228V227H139ZM143 228V227H142ZM154 228H157V227H154ZM170 228H172L171 230H169ZM256 228V227H255ZM261 228V227H260ZM13 229V228H12ZM86 229V228H85ZM118 229V228H117ZM127 229H128V227H127ZM126 229V230H127ZM131 229H132V227H131ZM146 229H148V228H146ZM159 229V228H158ZM163 229V228H162ZM239 229V228H238ZM248 229V228H247ZM249 229H251V227L249 228ZM125 230V229H124ZM123 230V231H124ZM125 230V231H126ZM134 231H135V229H133ZM139 230V229H138ZM141 231H142V229H140ZM144 230V229H143ZM151 230V229H150ZM149 230V231H150ZM168 230H169V232H168ZM204 230V231H205ZM246 230V229H245ZM260 230V229H259ZM263 230V229H262ZM12 230H10V231H8L9 233H8V236L10 235V233H14L13 231L11 232ZM122 232V236H121V238L123 237V236H127L128 237V233L127 232ZM129 231V230H128ZM159 231V230H158ZM162 231V230H161ZM248 231V230H247ZM246 231V232H247ZM102 232V231H101ZM138 232V231H137ZM156 234H158L157 233V231H156V229H155V231H154ZM184 232V231H183ZM254 232V231H253ZM253 232H252V235H253ZM84 233V234H83ZM130 233H132V232H130ZM140 233V232H139ZM152 233V232H151ZM168 233V234H167ZM174 233V236L176 235ZM210 233V234H209ZM221 234V236L223 235V241H221V239L219 238V235ZM243 233V232H242ZM251 233V232H250ZM261 233V232H260ZM83 234V235H82ZM93 234V233H92ZM99 235H100V233H98ZM112 234V232L111 233H109V236L106 234V236L107 237H110V235ZM134 234V233H133ZM137 234V233H136ZM143 234V233H142ZM141 234V235H142ZM180 234V233H179ZM5 235V234H4ZM15 235H17V234H15ZM173 235V234H172ZM178 235V234H177ZM176 235V236H177ZM186 235V234H185ZM189 235H190V232H189ZM188 235V236H189ZM191 235V236H192ZM242 235V234H241ZM246 235V234H245ZM7 236V237H8ZM11 237L13 236L12 234L10 235ZM9 236V237H10ZM112 237H113V234L111 235ZM175 236V237H176ZM203 236V237H202ZM233 236V237H232ZM260 236V235H259ZM263 236V235H262ZM5 237H6V235H5ZM5 237H3V239H5ZM6 237V238H7ZM68 237H70V238H68ZM93 237L95 238L96 237V235H93ZM98 237L99 236H97L96 237V239H93V238H91V239H93V240H95L94 241V243L92 242V244L90 245L89 243H88V247H89V245H90V248H92V247H96L95 246V244L97 243V241H98ZM115 237V236H114ZM152 237V236H151ZM154 237V236H153ZM157 237H158V235H157ZM174 237V238H175ZM180 237V236H179ZM179 237H177L178 239H179ZM190 237V236H189ZM193 237H191V241H192V239H193ZM247 236H245V238H246ZM249 237V236H248ZM252 237V236H251ZM0 238H2V236H1V234H0ZM14 238V237H13ZM13 238H11V239H13ZM68 238V239H67ZM74 238V239H75ZM116 238V237H115ZM114 238V239H115ZM118 239H119V237H117ZM125 238V237H124ZM130 238V237H129ZM159 238V237H158ZM157 238V239H158ZM161 238V237H160ZM244 238V239H245ZM108 239V238H107ZM107 239L105 240V241H107ZM126 239V238H125ZM128 239V238H127ZM133 239V238H132ZM154 239H156V238H154ZM190 239V238H189ZM206 239V238H205ZM262 239V238H261ZM264 239V238H263ZM14 240V239H13ZM12 240V241H13ZM86 240H84V241H86ZM88 240H87V242H88ZM119 240H121L122 242V244L120 243V247H121V250H122V248H125V249H123V255H122V259H121V257H119L118 258V261L119 260H122L123 261V264H132L133 263V257L131 256L132 255V252H133V254H134V256H135V261L138 263V264H164L163 262L161 263V262H159V261H157V257L158 258H160V256H162V252H161V250L163 249V248H165V250L166 249H169V247L167 246V244H166V242L165 243H161L160 245H159V249H160V252L161 253H159V256H156L155 257V255H152L151 253H143L144 251L146 252V250L145 249H143V250H141V246H140V244L138 243V244H134L135 243V241H134V245H131V243H129V241L130 240H128V241H125L123 238L122 239H119ZM181 240V239H180ZM184 240H185V238H184ZM204 240V239H203ZM249 240V239H248ZM251 240V239H250ZM249 240V241H250ZM260 240V239H259ZM0 241H2V240H0ZM7 241H9V238H8V240ZM116 241V243H117V240H114L113 242H115ZM190 241V240H189ZM15 242V241H14ZM17 242V241H16ZM75 242V244H78V243H76V240L74 241ZM77 242H80V241H77ZM145 242V241H144ZM143 242V243H144ZM186 242H187V239H186ZM205 242V241H204ZM207 242V241H206ZM213 242V243H212ZM262 242H264V240L262 241ZM8 243V245H9V242H7ZM23 243V242H22ZM80 243H82V242H80ZM86 243V242H85ZM91 243V242H90ZM185 243V242H184ZM190 243H192V242H190ZM221 244V245H219L218 246V244ZM236 243V242H235ZM248 243V242H247ZM1 245H2V243H0ZM4 244V243H3ZM113 244V243H112ZM179 244V243H178ZM188 244V243H187ZM196 244V243H195ZM204 244V243H203ZM240 244V243H239ZM249 244V243H248ZM257 244V243H256ZM58 245V246H57ZM70 245V244H69ZM80 245V244H79ZM101 245V244H100ZM115 245V244H114ZM113 245V246H114ZM198 245H199V243H198ZM197 245V246H198ZM255 245V244H254ZM3 246V245H2ZM75 246V245H74ZM85 246H86V244H85ZM85 246H83V247H85ZM97 246H98V244H97ZM105 246H106V242H104V243H102V245L97 249V250H95L96 251V253L95 254H93V255H95V257H94V260L91 262V261H89V264H107L109 261H107L106 259V257L107 256H109L110 255V253H112L111 251L112 250H110L109 252L108 251H106V248H105ZM118 246V245H117ZM154 246V245H153ZM153 246H151V248L153 247ZM248 246V245H247ZM251 246V245H250ZM70 247V246H69ZM111 247V246H110ZM116 247V246H115ZM114 247V250L115 249H118V248H115ZM194 247V246H193ZM200 247V246H199ZM236 247H238V246H236ZM62 248V247H61ZM63 248H64V246H63ZM68 248V247H67ZM73 248V247H72ZM143 248V247H142ZM235 248V247H234ZM242 248V247H241ZM261 248V247H260ZM259 248V249H260ZM58 249V248H57ZM78 249V248H77ZM80 249V248H79ZM88 249V251H89V248H87ZM93 249V248H92ZM96 249V248H95ZM156 249V248H155ZM170 249H172V248H170ZM169 249V250H170ZM175 249V248H174ZM236 249V248H235ZM244 249V248H243ZM10 250V249H9ZM13 250H12V252H13ZM56 250V249H55ZM62 250V249H61ZM65 250H68V249H65ZM83 250V249H82ZM81 249H80V251H82ZM84 250H86V248L84 249ZM83 250V252H85ZM153 250H154V247H153ZM152 250V251H153ZM164 250V251H165ZM177 250V249H176ZM242 250V249H241ZM253 250V249H252ZM3 251H5V252H8V250L6 249V250H1L0 251V254H1V252H3ZM71 251V250H70ZM79 251V250H78ZM91 251V250H90ZM89 251V252H90ZM143 251V252H142ZM156 251H157V249H156ZM159 251V250H158ZM163 251V252H164ZM261 251H263L262 250V248H261ZM63 252V251H62ZM73 252V251H72ZM93 252V251H92ZM116 252V251H115ZM120 252V251H119ZM147 252H149V251H147ZM166 252V251H165ZM172 252L174 253V251L172 250ZM183 252V251H182ZM246 252V251H245ZM255 252V251H254ZM75 253H76V250H75ZM78 253V252H77ZM86 253V252H85ZM94 253V252H93ZM172 253V254H173ZM176 253V252H175ZM236 253V252H235ZM238 253V252H237ZM236 253V254H237ZM251 253V252H250ZM264 253V252H263ZM8 254V253H7ZM51 254H53V253H51ZM79 254V253H78ZM83 254V253H82ZM90 254V253H89ZM109 254V255H108ZM122 254V253H121ZM121 254H119V255H121ZM171 254V253H170ZM170 254H169V256H170ZM171 254V255H172ZM248 254V253H247ZM3 255V254H2ZM11 255V254H10ZM65 255V254H64ZM71 255V254H70ZM88 255V254H87ZM175 255V254H174ZM173 255V256H174ZM239 255V254H238ZM252 255V254H251ZM4 256V255H3ZM3 256H0V257H3ZM6 256V255H5ZM62 256V255H61ZM89 256V255H88ZM168 257V255H165V257ZM172 256V257H173ZM247 256H250V255H247ZM246 256V257H247ZM255 256H256V254H255ZM254 256V257H255ZM8 257V259H10L9 258V256H7ZM71 257V256H70ZM72 257H73V255H72ZM78 257H79V255H78ZM83 257V256H82ZM111 257V256H110ZM109 257V258H110ZM114 257V256H113ZM133 259H132V258ZM239 257V256H238ZM253 257V256H252ZM69 258V257H68ZM169 258H171V256L170 257H168V259ZM251 258V257H250ZM7 259V258H6ZM64 259V258H63ZM76 259V258H75ZM92 259V258H91ZM132 259V260H131ZM166 259V258H165ZM164 259V260H165ZM168 259H166V260H168ZM242 259V258H241ZM252 259V258H251ZM1 260V259H0ZM66 260V259H65ZM64 260V261H65ZM74 260V258L72 259V261ZM247 260H249L248 259V257H247ZM59 261V260H58ZM63 261V260H62ZM68 261V260H67ZM67 261H65V262H67ZM69 261H71V260H69ZM76 261H77V259H76ZM122 261H120V262H122ZM168 261H170V260H168ZM223 261H225V260H223ZM252 261H254V260H252ZM53 262V261H52ZM75 262V261H74ZM117 262V261H116ZM127 262V263H126ZM132 262V263H131ZM189 262V261H188ZM191 262V261H190ZM1 263V262H0ZM62 263V262H61ZM111 263V262H110ZM114 263V262H113ZM168 264H169V262H167ZM54 264V263H53ZM58 264V263H57ZM70 264V263H69ZM71 264H73V263H71ZM117 264V263H116ZM135 264V263H134ZM230 264V263H229Z\"/></svg>","mask_w":264,"mask_h":264},{"label":"rangeland","instance_id":"2","mask_svg":"<svg viewBox=\"0 0 264 264\" xmlns=\"http://www.w3.org/2000/svg\"><path fill=\"white\" fill-rule=\"evenodd\" d=\"M121 1V2H120ZM114 0V2H113V0H104V2H103V0H102V2L105 4H103L102 2H101V0H100V5L101 4H103L102 5V8L100 9L99 8V10H98V12L100 11V12H103V14L105 15V13L107 14V15H105L106 16V18H107V20H105V19H103L102 21H103V23L104 24H106L105 22L106 21H109V19H110V15H112L111 13L113 12V13H115V12H120V11H126V8H128V4H126L129 0ZM226 1L227 0H225V2H222V3H224V5H226ZM233 1V0H232ZM237 1V3L239 4H237V8H239V9H241L242 8V6H246L247 4L249 5V4H251V5H255V7L257 6V8H258V5H259V3H260V1H259V3H258V0H235V1H233V4H234V2H236ZM117 2H119V3H117ZM258 4H257V3ZM262 3H263V1H261ZM113 4V6H112V4ZM116 3H117V5H116ZM129 3V2H128ZM169 5H172V6H176V8H177V3H178V5L180 4V6H178V7H180V8H177L176 10L177 11H179V9H181V10H183L184 8H182V7H185V8H187V6L189 5V3H191V0L189 1H187L186 2V0L184 1V0H172V1H170V2H167ZM173 3V4H172ZM229 3H231V1L229 2ZM176 4V5H175ZM188 4V5H187ZM99 5V3H98V7L100 6ZM127 5V6H126ZM104 6H106V7H104ZM120 6L121 7H123V8H120ZM113 7V8H112ZM114 7H116V8H114ZM104 8V9H103ZM16 8H14V10H13V14H14V16H12L13 18H12V22L13 23H11V25H10V23H8V25H9V27L10 28H12V33H10V34H12V36L14 37V32H16L15 34L16 35H18V36H16L15 35V37H17V38H15L16 40L20 37L21 39H26V34H25V31L23 32V30H21V29H23L24 27V25H26V23H30V22H33V21H36V20H34V17L35 16H38L35 12H33V10H31V11H29L30 9H28V8H25L24 9V11H22V10H20L21 11V13L23 12V14H25L24 15V17H21L23 20H25V18H26V20H29V21H23L21 18V20H19V17H20V15H19V10H15ZM108 9V10H107ZM115 9V10H114ZM10 10V9H9ZM104 10V11H103ZM110 10H113L112 12H110ZM128 10V9H127ZM207 10V9H206ZM210 11V15L208 14V12ZM207 11H205L204 13H202V14H197V12L196 11H194V13L193 14H191V17H189V20L187 19V21H186V25L185 26H183V27H185L184 29L183 28H180V24L179 25H177V27L178 28H180V29H178V28H176V25H175V23L176 22H166V21H160V20H157V23H156V25L155 26H157L158 28V31H159V34L157 35V36H154V37H156V38H153V36H148V34H146L149 30H151L149 27H147L146 28V26H145V23L143 22V21H147L148 19H149V17L151 18V17H155V16H153V15H151V14H148L147 16H144L143 17V21L140 23V27H139V33H137V41H138V39H140V41L142 40V43H144V44H148V43H151V45L150 44H148L147 46L145 45V48L146 49H148V50H150V51H148V52H155L154 50L156 49V50H160L161 48H163L162 49V53H161V55L162 56H164L165 58H164V62L165 63H167V64H170L171 66H169V68H168V70H170V69H172V71L170 70V74L167 72V74L165 75L164 74V76L165 77H167V80H170V81H172V87H171V89L175 92V93H178V91H179V93L178 94H181V91L183 92V91H185V90H187V91H190V89H193L192 91H193V93L194 94H196V95H198V93H199V95L202 93V91H204V89H206L205 88V86H204V84L207 82V81H209V79H211V77H212V74H213V71H211V72H208V74H210V75H206V77L204 76H201L202 75V73L201 72H199V71H202L201 69L203 68V66H205L206 67V65H204V62H206V60H207V58L209 57V53H210V51L209 50H211L210 49V45H209V43L207 44V41H208V37H209V35L212 33V31H213V27L215 26V23H216V20L215 19H217L216 17V13H214L213 12V9H208ZM8 11V10H7ZM12 11V10H11ZM11 11H9V12H11ZM18 12L17 14L19 15H17L15 12ZM28 11H29V13H28ZM107 11V12H106ZM108 11H109V13H108ZM115 11V12H114ZM256 11V10H255ZM31 12H32V14H31ZM100 12L98 13V15L100 14ZM157 12H159V11H156V13ZM63 13H65L66 15H68L69 13H67V11L66 10H64L63 9V11L61 12V17H62V15H63V17H64V14ZM213 13V15H211ZM254 14H252V15H256L257 13H255V12H253ZM23 14H21L22 16H23ZM102 14V13H101ZM102 14V15H103ZM206 14V15H205ZM261 16H263L262 18H264V12L263 11H261V13H259ZM65 15V16H66ZM109 15V16H108ZM202 15V16H201ZM15 16H16V18H15ZM108 16V17H107ZM213 16V17H212ZM31 17H33L32 19H31ZM92 17H93V19H92ZM104 17V16H103ZM102 17V18H103ZM28 18V19H27ZM66 18H68L67 16H66ZM64 19V20H62L64 23H66L67 24V21H68V19ZM94 16H92L91 15V19H92V22L93 23H96V22H98L99 20H101L102 18H100V16H98V19L99 20H97V19H95V21H94ZM97 18V17H96ZM210 18V19H209ZM14 19H17V20H14ZM91 19L90 20H88V21H90L91 22ZM197 19V20H196ZM19 20V21H18ZM30 20H32V21H30ZM65 20H67L66 22H65ZM97 20V21H96ZM208 20V21H207ZM212 20V21H211ZM14 21H15V24H14ZM102 21L100 22V24L102 25H100L99 23H97V24H92V22L90 23V24H92L93 26H95V27H97L98 26V28H100V30H101V27L102 28H106L105 26L106 25H103V23H102ZM105 21V22H104ZM215 23H214V22ZM20 24H19V23ZM25 22V23H24ZM69 22V21H68ZM202 22V23H201ZM206 22H208V23H206ZM210 22V23H209ZM43 23V22H42ZM42 23H40V24H42ZM162 23V24H161ZM174 23V24H173ZM193 23H195V24H193ZM14 24V25H13ZM22 24V25H21ZM24 24V25H23ZM44 24V23H43ZM69 24V23H68ZM166 24H167V26H166ZM207 24V25H206ZM211 24V25H210ZM18 25H20V28H17L18 27ZM33 25H34V23H32V25H31V23L29 24V26H28V24H27V27H29L28 29L30 30V28H31V26H32V28H33ZM97 25V26H96ZM100 25V26H99ZM164 25V26H163ZM187 25H188V27H187ZM191 25H193V26H191ZM213 25V26H212ZM42 26V25H41ZM47 26H49L48 25V23L45 25L44 24V28H42L43 30L42 31H40L37 35L39 36L37 39L35 38L36 37V34H34L32 31H28L27 30V27L25 28V30H27V32L26 33H28V34H30L28 37H29V40L31 41H26V44H33V43H38L39 42V39H41V41H43V44L45 43V45L47 46V44H50V43H54L53 41H54V39H55V42L58 40V38H59V36H61V34H60V32H62V31H60V30H62V29H60V30H53L52 31V29L51 30H49L50 28H51V26L50 27H47ZM154 26V27H155ZM165 26H166V28H165ZM195 26V27H194ZM209 26H211V27H209ZM21 27H23V28H21ZM170 27H171V29H170ZM193 27V28H192ZM14 28H15V30H14ZM169 28V29H168ZM186 28L188 29V31L186 30ZM194 28H196V29H194ZM16 29L19 31V29H20V32L22 31V33H17V31H16ZM44 29H46V30H44ZM178 29V30H177ZM182 29V30H181ZM118 30V26H116V28H115V30L113 29V30H104V32H102L100 35L98 34V36H97V38L99 39L100 37L102 38L104 35L105 36H108V35H110V36H116L117 37V34H118V32L116 33V31ZM145 30V31H144ZM168 30V31H167ZM176 30H177V32H176ZM194 30V31H193ZM212 30V31H211ZM51 31H52V34H51ZM106 31V32H105ZM111 31V32H110ZM165 31V32H164ZM167 31V32H166ZM181 31H182V33H181ZM30 32V33H29ZM49 32V33H48ZM55 32V33H54ZM115 32V33H114ZM141 32V33H140ZM164 32V33H163ZM170 32V33H169ZM190 32V33H189ZM192 32V33H191ZM36 33V32H35ZM60 35H59V34ZM111 33V34H110ZM174 33V34H173ZM177 33H179V34H177ZM186 34V36H185V34ZM208 33H210V34H208ZM42 34V35H41ZM54 34V35H53ZM57 34V35H56ZM165 34V38H164V35ZM176 34V35H175ZM184 34V35H183ZM199 34V35H198ZM24 35V36H23ZM34 35V36H33ZM50 35H52V36H50ZM59 35V36H58ZM147 35V37H145ZM160 35V36H159ZM167 35V36H166ZM169 35V36H168ZM172 35H174V36H172ZM57 36V38H55V37ZM144 36V37H143ZM172 37V39H171V37ZM185 36V37H184ZM196 36V37H195ZM31 37H34V38H31ZM41 37H43V38H41ZM52 37V38H51ZM62 37V36H61ZM60 37V38H61ZM143 37V38H142ZM159 37V38H158ZM169 37H170V40H169ZM187 37V38H186ZM19 38V39H20ZM51 40H50V39ZM54 38V39H53ZM59 38V41H57L58 43H60L62 40ZM63 38V37H62ZM180 38V39H179ZM193 38H195V39H193ZM34 39H36V40H34ZM88 39V38H87ZM163 39H164V41H163ZM184 39V40H183ZM193 39V40H192ZM89 40H91V39H89ZM88 40V41H89ZM126 40V41H125ZM46 41V42H45ZM47 41H49V42H47ZM87 41V42H88ZM124 41H125V43L123 42L122 44V47H123V49H124V51H125V49L126 50H128L129 48H130V45H128V43H129V40L127 41V39H124ZM147 41V42H146ZM161 41H163V42H161ZM178 41V42H177ZM187 41V42H186ZM192 41V42H191ZM196 41H197V43H196ZM29 42V43H28ZM128 42V43H127ZM155 42H157V44L155 43ZM191 42V43H190ZM194 42V43H193ZM205 42V43H204ZM155 43V44H154ZM42 44V45H43ZM89 44H91V42H88V44H86L87 45V47H88V50H90L91 48V50H94L95 49V51H96V47H94L93 46V44H91V45H89ZM167 44V45H166ZM183 46H181V45ZM185 44H187V45H185ZM199 44V45H198ZM89 45V46H88ZM124 45L126 46V45H128L127 47H124ZM153 45H155V46H153ZM164 45V46H163ZM173 46V50H172V48H171V46ZM44 46V45H43ZM91 46H93V47H91ZM169 46V47H168ZM178 46V47H177ZM180 46L182 47V48H180ZM188 47V48H186V47ZM204 46H205V48H204ZM91 47V48H90ZM129 47V48H128ZM158 47H160V48H158ZM170 49H168V48ZM185 47V48H184ZM90 48V49H89ZM121 48V47H120ZM150 48V49H149ZM167 48V49H166ZM184 48V49H183ZM190 48V49H189ZM199 48V49H198ZM208 48V49H207ZM205 49V50H204ZM16 50H18V49H16ZM39 50V49H38ZM37 49L35 50L36 51V53L37 52H39ZM121 50V49H120ZM152 50V51H151ZM172 50V51H171ZM35 51H32V52H34L35 53ZM64 51V50H63ZM61 52V55L59 56L58 55V53H56V51L54 52H50V51H48V54H47V56L46 57H44L41 53H42V51L41 52H39L40 54H41V56H40V54H39V56H38V53L36 54V56H34L35 54H33L31 51V53H25V54H27L28 55V57H29V55H31L32 56V58L31 57H29L30 58V60H28L29 58H27L26 56L27 55H25L24 56V52L23 53H21V55L19 56V54L17 53V55H16V57H17V60H19L20 62H18L17 61V66L14 64V67L16 68V69H19L18 71H15L14 72V74L11 76V78L9 79L10 80V82L7 80V82L8 83H10V84H12V85H9V87L8 86H5L7 89L9 88H13L14 90L16 89L17 90V88L15 87L16 85L14 84L16 81H14V82H12L15 78V76H17L16 74H18V72L21 74H19V76H23V77H25L26 76V78H27V80L29 79L31 82H32V84H30V83H28V82H30L29 80L27 81V80H25L26 78H23L24 80V84H23V88H24V86H26V84H27V86H28V88H24V90L23 91H21V92H23V93H25L26 91H28L29 90V88L31 87V89L33 90L34 88H36V87H38V90H40L39 92H38V90L37 89H34L33 90V92L34 91H37L36 93H38V95L37 94H35V92H34V96L35 97H33V96H30L29 94H32V93H30V92H32V90H30L28 93L26 92L25 94H23V93H19V92H15L14 93V97H13V94H11V93H13V91L14 90H11L10 89V91H9V89L7 90L8 91V93H9V95H11L10 97L12 98H14L15 99V102L17 103L16 105H17V108L19 107V106H21V107H19L18 109H16L15 108V112H16V110L18 111L17 113L19 114L20 112V116H21V118L19 119L18 118V120H21V123H19V121L18 122H16L17 120V116L15 117V115L14 114H16V113H14L13 112V114H12V117H14V118H16V119H12L11 121H13V120H15V122H16V124H15V122L13 123L12 122V124L10 123L11 121H9L10 120V115H9V117H8V115H7V117L6 116H3L4 117V122L5 121H9V123H7V124H11L10 126H7V124H5L4 122L2 123L3 125L1 126V127H3L4 126V124L7 126V128H6V126L5 127H3V128H5V129H3V128H1V129H3L4 130V132L0 129V133H1V131H2V136H4V135H6V133H7V135L9 136V138H8V136H4L3 138H5L4 140H3V138L1 139V135H0V164L2 165L3 164V167H5V165H8L7 163H11L12 161H13V159H11V158H8V157H10L9 155H11V153L12 152H14V151H18V149L17 148H19L21 145H18V143L19 142H21L22 143V145H23V147L22 148H26L27 147V145H28V147L26 148V149H30L31 148V146H32V144H33V140H35V137L37 138V136H40V134L41 133H43V130L42 131H40V127L41 126H39L38 125V122H40L39 121V119H40V117L41 116H43V114H44V116H45V114H47L46 116H48V119H47V117H46V119L49 121V122H47V123H44V126H45V124L48 126L49 125V128H50V125L51 124H49V123H52L53 122V113H52V111L53 112H55V111H59L61 114H62V111H63V108L64 109H68V108H70L71 110H64L63 111V115L62 116H64V123H66L65 125H66V127L68 128V126L69 125H71L70 126V128L71 129H69L70 131H71V133H72V131H74V133H72V138L71 139H69V141H71L72 143H71V146H73V149H72V152L73 153H71V154H73V155H68V156H64V161H63V163L61 162L59 165L60 166H62V164H64V162L66 163L65 164V166L63 165L62 167H65V168H62V167H60V169L62 168V171H61V173H59V174H57V176H59L54 182H56V184L57 185H59V188H60V193H61V197H62V195H63V201H64V199L67 197V195L69 194L68 192H71L69 195L71 196L72 195V197L73 196H75V197H73L74 198V201L75 202H77V203H75V205L77 204L78 206H79V204H80V206H82V205H84V208H92L93 209V206L95 205L96 207L98 206L99 207V209H100V211H99V213L97 212V214H96V216L97 217H95L96 219H94V221H93V219H92V221L96 224H94L92 221H91V219L89 218V217H87V216H84V214H83V212L81 211V210H83V206L81 207L82 209H80L79 207H78V209H76L77 208V206H75L74 205V203H67V202H65L66 204H69V206L70 207H72V208H70V210L69 211H67L68 209H69V206L67 205V207L66 208H63L62 209V211H60V216L61 215H63V217H60L59 216V218L60 219H65L64 221H65V223L66 222H68V223H70L71 222V226L74 228V229H76L77 228V226L79 227V226H81L82 225V228H83V230L84 231H86L88 228V230H93V232L91 231V235H92V237L91 238H93V239H96V237L97 236H99L98 237V241H97V243L95 244V248L94 247H92V248H90V245L92 244V242L94 243V241L95 240H93V239H87L88 240V242H87V240L86 239H84V240H86V241H84L83 240V236L81 237V238H75V237H73L72 239H70V240H68V241H66L65 242V244L66 245H62L61 247H60V249H59V247H55V248H52L51 249V251L52 252H50V256H49V258L47 257L46 259H45V263L44 264H71V263H73V264H89V261H93L94 260V257H95V255H93V254H95L96 253V251L95 250H97L101 245H102V243H104V242H106V246H105V248H106V251H110V250H112L111 252L112 253H110V255L109 256H107L106 258V260L107 261H109L107 264H123V261L122 260H119L118 261V258L119 257H121V259L123 258L122 257V255L124 254L123 252V249H125V248H122V250H121V247H120V243L122 242L121 240H119V239H124L125 241H128V240H130L129 241V243H131V245H134V244H140V246H141V250H143V249H147L146 250V252L144 251H142L143 253H151L152 255H155V257L156 256H159V253H163L162 254V256H160V258H158L157 257V261H159V262H165L164 264H168L167 262H169V264H193V262L194 261H196L197 259H198V257L197 256H199V254H201V252H202V250H204V248L206 247V245H207V243L208 244H211V241L210 242H208L209 241V236H208V234H206V236L204 235L205 233L204 232H206L207 233V230H205V228L204 227H207L206 225H207V221H206V223L204 222V226H203V236H204V238H200V240H198V241H196L197 239H199V238H194L193 237V235H192V230L191 231H188V232H186V230H183V231H180L179 233H175V231H173L172 230V233H169V235H170V237H172L171 239L172 240H165V239H162L163 238V233H165L166 231V229H167V226H168V221H171L172 220V218L176 215V214H179L178 216H181V213L179 212V211H182V208L180 207V206H182L183 205V203H184V201H185V194H186V190H187V188H183L182 187V185L183 184H189L191 181L193 182V180L195 181V177H193V176H195L196 175V172L195 171H197V167L195 166V163H192V166H190V168H192V169H190V168H188V169H185V171H184V173H181V171H179L178 172V170L181 168V166L182 165H184L187 161H191L193 158H194V154H195V152L194 151H196L197 150V148H196V146L200 143L199 141L197 142V141H195V136L197 135V134H195L194 132H192V133H194V135L191 133V135L190 136H188V142L187 143H177L176 142V140L173 138V136H171V134H169V132L167 133L166 131H164V130H162V134L160 133V130H157L156 129V131H158L159 133H156V131H155V133L156 134H159V135H156L155 133H154V131H153V128H152V130L150 131V123H148L147 121H148V118H149V114L150 113H148L149 112V110L151 109H153V107H151L152 105L150 104V103H146V100H148L149 98L148 97H145L143 100H145L144 102H145V104L143 103L142 104V106H141V108H139L142 112L140 113V111H137V113L135 112H132V113H130L132 110H130V108H132V106L133 105H136L135 103H139V101H140V97H139V94H135L136 93V90L135 89H137V93H139V92H141V90L142 89H139L138 87H141L140 85H143L144 83H145V81H138L136 84L135 83H129V84H127V82L124 80V78H123V80H124V82H123V80H122V74H121V72L119 73V76L117 75V77H116V79H115V77L114 76H112V77H114L113 79H111L110 80V78H112L111 76H108L107 77V79H104V80H108L109 79V81H107L106 83H108V82H110L109 83V85L108 84H106V83H102V79L104 78V77H102L99 81V86L97 85H93V83H90L91 82V80H92V78H94V75H93V73H92V70H91V68H90V66H89V70L86 72L85 71V66H84V64L83 65H81L82 63L81 62H83V63H85V60L83 59L84 57L83 56H85L84 54L86 53L85 51H81L79 54L77 53V51H75V50H72V52L73 53H71V55L72 54H74L75 55V53H76V56H74V55H69V56H66L67 58H65V54H67V52L66 51H64V52ZM121 51H123V50H121ZM170 51V52H169ZM75 52V53H74ZM83 52H85L84 54H83ZM169 52V53H168ZM196 52V53H195ZM145 53V52H144ZM175 55H174V54ZM33 54V55H32ZM50 54L52 55V56H50ZM55 54V55H54ZM82 54V55H81ZM170 54V55H169ZM182 54V55H181ZM53 55H54V57H53ZM57 55V56H56ZM79 55H81V56H79ZM141 55V58H143L142 60L144 61V62H146V63H151V64H155V62H157V57H156V59H155V56H149V57H146V55L144 54L143 55V53H141L140 54ZM143 55V56H142ZM167 55V56H166ZM205 55V56H204ZM208 55V56H207ZM21 56H22V58H23V56H24V58L22 59L21 58ZM71 56V57H70ZM172 56V57H171ZM212 56H214V54L212 55ZM39 57H41L40 59H39ZM44 57V58H43ZM58 57V58H57ZM66 59H64V58ZM68 57H70V58H72V60L70 59V58H68ZM153 57H154V59H153ZM18 58H20V59H18ZM34 58V59H33ZM38 60H37V59ZM57 58V59H56ZM62 58V59H61ZM79 58V59H78ZM169 58V59H168ZM178 60H177V59ZM197 58H198V60H197ZM31 59H32V61H31ZM68 59H69V61H68ZM77 61H75V60ZM82 59V60H81ZM181 59V60H180ZM23 60L24 61H26V62H23ZM39 60H41V61H39ZM45 60H46V62H45ZM175 60H177V62L175 61ZM183 60V61H182ZM30 61V62H29ZM34 61H39L40 62V64L39 63H35ZM72 61V62H71ZM76 63H75V62ZM153 61V62H152ZM22 62L24 63V64H22ZM32 62V63H31ZM49 62V63H48ZM56 62V63H55ZM62 62H63V64H62ZM74 62V63H73ZM79 62H80V64H79ZM163 62V63H164ZM171 62V63H170ZM185 62V63H184ZM188 62H190V63H187ZM192 62V63H191ZM26 63H28L27 65H25ZM31 63V64H30ZM33 63H35V65L33 64ZM43 63V64H42ZM46 63H48V64H46ZM59 63V64H58ZM73 63V64H72ZM19 64H20V66H19ZM24 65L23 67H25L26 69L28 68V71L25 69V68H22V65ZM49 64H54V66L53 65H50L49 67L47 66V65H49ZM55 64H58V65H55ZM76 65V68L74 67L75 65ZM176 64V65H175ZM178 64H180V65H182V66H180L179 67V65ZM186 66H185V65ZM198 64V65H197ZM38 65V66H37ZM45 67H43V66ZM80 65V66H79ZM203 65V66H202ZM42 67L41 68V70H40V67ZM55 66H58V67H55ZM70 66V67H69ZM73 66V67H72ZM84 66V67H83ZM201 66H202V68H201ZM37 68V71H38V73L39 74H41V75H36V77L38 78V81H37V79H35L36 80V84H35V81L33 80L34 78H35V75H33V72L35 73V74H37V71L35 70H33V71H31V68L32 69H36ZM68 67V68H67ZM157 67V66H156ZM156 67H154V69H156ZM171 67V68H170ZM185 67V68H184ZM188 67V68H187ZM204 67V68H205ZM15 68L13 69V70H15ZM47 68V69H46ZM57 68H60V69H57ZM62 68V69H61ZM64 68H66V69H64ZM71 70H70V69ZM74 68V69H73ZM79 68V69H78ZM183 68V69H182ZM200 68V69H199ZM203 68V69H204ZM24 70V71H21L20 72V70ZM39 69V70H38ZM44 69H46V70H44ZM64 69V70H63ZM74 71H73V70ZM153 69V68H152ZM175 69H177V70H175ZM180 69V70H179ZM210 69V68H209ZM25 70H26V72H25ZM31 71V74L33 75H29V76H27L28 74H27V72H30ZM42 70H44L43 72H41ZM194 70V71H193ZM60 73H59V72ZM66 71V72H65ZM8 71H4V74L5 73H7ZM22 72L24 73H26V75H24V74H22ZM85 72V74H83ZM185 72V73H184ZM194 72V73H193ZM3 73V72H2ZM70 73V74H69ZM176 73V74H175ZM177 73H178V75H177ZM190 73V74H189ZM196 73V74H195ZM61 74H63V75H61ZM68 74V75H67ZM81 74V75H80ZM83 74V75H82ZM116 74H118V72L116 73ZM171 76H169V75ZM175 74V75H174ZM185 74V75H184ZM200 74V75H199ZM3 75V74H2ZM67 75V76H66ZM71 75V76H70ZM115 75V74H114ZM122 75V76H121ZM199 75V76H198ZM32 77V78H29V77ZM85 76H87V77H85ZM121 76V77H120ZM176 76V77H175ZM182 76V77H181ZM184 76H186L185 78H183ZM201 76V77H200ZM210 76V77H209ZM66 77H68L67 79H66ZM77 77H79V79L77 78ZM89 77V79H90V82H84V87H83V90L84 91H81V94H78L80 91H76V92H72V91H75L76 90V88H75V86H73V89L71 88L72 87V84L73 83H75V82H77L78 80L79 81H84V80H86L87 78ZM119 77L121 78V79H119ZM162 77H163V74H162ZM178 77V78H177ZM194 77H197V78H194ZM200 77V78H199ZM64 78L67 80H64ZM80 78H81V80H80ZM84 78V79H83ZM173 78V79H172ZM188 78V79H187ZM205 78V79H204ZM11 79H13V80H11ZM17 79V78H16ZM32 79V80H31ZM76 79V80H75ZM200 79V81H198ZM204 79V80H203ZM212 79H213V77H212ZM211 79V80H212ZM69 80H71V82H69ZM192 80V81H191ZM193 80H194V82H193ZM207 80V81H206ZM34 81V82H33ZM113 81H115V82H113ZM169 81V82H170ZM174 81V82H173ZM176 81H178V82H176ZM184 81V82H183ZM189 81H190V84H189ZM196 81H198V82H196ZM204 81V82H203ZM26 82V83H25ZM64 82H65V84L67 83L68 84V82H69V85H65L64 84ZM113 82V83H112ZM118 82V83H117ZM185 82H187V86H186V83ZM199 82H201V84L199 83ZM72 83V84H71ZM104 84V85H102V87H100V85L101 84ZM118 85H117V84ZM123 83V84H122ZM141 83V84H140ZM174 83H176V86H175V84ZM182 83H185L184 85L182 84ZM192 83L193 84H195V86H193L192 85ZM196 83H198L199 85L198 86H196L197 84ZM36 86H35V85ZM70 84H71V86H70ZM105 84L107 85V86H110V87H106L105 86ZM114 86H113V85ZM121 84V85H120ZM115 85H116V87H115ZM128 85H131V86H129V87H127ZM145 85V84H144ZM200 85H201V87H200ZM203 85V86H202ZM11 86H13V87H11ZM18 86V85H17ZM26 86V87H27ZM34 86V87H33ZM95 86V87H94ZM105 88H104V87ZM118 86H122V87H118ZM125 86V87H124ZM185 86V87H184ZM189 86L191 87V88H189ZM33 87V88H32ZM71 88V89H69V88ZM176 87H177V90H176ZM193 87V88H192ZM195 87V88H194ZM64 88H65V91H64ZM67 88V89H66ZM116 88V89H115ZM118 88H120V89H118ZM125 88V89H124ZM184 88V89H183ZM187 88V89H186ZM204 88V89H203ZM60 89H61V91H60ZM69 89V90H68ZM75 89V90H74ZM107 89H108V91H114L113 93H114V96L116 97L118 94L117 93H115V92H117V89L119 90L118 92L122 95V96H124V97H122V96H120V100H121V102H122V104H121V102L118 104L117 103V105H116V110H120L122 107H123V104H125V102H126V105L122 108V110L121 111H119L120 112V114H122V115H124V116H122L121 115V117H122V119H121V117H120V114H119V112L118 111H116V112H114V114H115V116H113L114 114H112V116H109L110 114H111V110L110 109H112V107H111V105L110 104H107V105H105V100L107 99L105 96H107V97H110V98H115L114 96H112V94L113 93H111V95L110 94H106L104 91H107ZM114 89V90H113ZM124 89V90H123ZM133 89V90H132ZM138 89H139V91H138ZM194 89H195V91H194ZM197 89V90H196ZM78 90V89H77ZM87 90V91H86ZM90 90H94L95 91V93H94V91H90ZM98 90V91H97ZM120 90L122 91V93L120 92ZM198 90H200V91H198ZM63 91H64V94H63ZM70 91H71V93H70ZM89 91V92H88ZM129 91H130V93H129ZM135 91V92H134ZM123 92H124V94H123ZM133 92H134V94H133ZM198 92V93H197ZM18 94V97L20 98L22 95L24 96V95H26L27 96V94L30 96V97H32V98H34L32 101L33 102H31V100H29L28 99V104H27V101H24V99L26 100L27 98L26 97H22L21 98V101H20V104H19V101H18V97L17 98H15L16 97V95ZM70 93V94H69ZM75 93V94H74ZM97 93H99V94H97ZM143 93H145V92H142L141 93V95L143 94ZM21 94V95H20ZM68 94L70 95V96H68ZM87 94V95H86ZM8 95V96H9ZM67 95V96H66ZM73 95H75V96H73ZM77 95H79V96H77ZM129 95H130V97H129ZM135 95V96H134ZM36 96L38 97V98H36ZM39 96H42V97H40L39 98ZM86 96V97H85ZM98 96V97H97ZM112 96V97H111ZM204 96V95H203ZM78 98V99H76L75 100V98ZM92 97V99L89 101V100H87L88 98L90 99ZM94 97V98H93ZM122 97V98H121ZM149 97H150V95H149ZM12 98V99H13ZM36 98V99H35ZM74 100H73V99ZM129 98V99H128ZM136 98V99H135ZM139 98V99H138ZM151 98V97H150ZM198 98H200V97H194L193 96V99H192V97L190 98V99H192L193 101H196ZM63 99V100H62ZM85 99V101H83V100ZM104 99V100H103ZM133 99H135L134 101H133ZM22 100L24 101L23 103H22ZM34 100H36V101H34ZM62 100V101H61ZM89 101V104H88V102L87 101ZM125 100H127V101H125ZM138 100V101H137ZM18 101V102H17ZM38 101V102H37ZM75 101V102H74ZM95 102V104H94V102ZM137 101V102H136ZM26 102V103H25ZM30 102V103H29ZM42 102V103H41ZM63 102V103H62ZM91 102V103H90ZM37 103V104H36ZM38 103H40V106H39V104ZM62 103V104H61ZM65 103H67V104H65ZM70 103V104H69ZM74 103V104H73ZM87 103V104H86ZM132 103H134V104H132ZM19 104V105H18ZM27 104V105H26ZM32 104V105H31ZM59 104V105H58ZM69 104V105H68ZM97 104V105H96ZM99 104H100V106H99ZM103 104V105H102ZM147 104H148V106H147ZM150 104V105H149ZM16 105H15V107H16ZM27 107H26V106ZM36 105H38L36 108H35V106ZM52 105H53V107H52ZM64 105V106H63ZM75 105V106H74ZM80 105V107H78ZM86 105H89V107L87 106V108H89V109H85V110H83L82 108H84V107H82V106H86ZM97 107H96V106ZM144 105V106H143ZM30 108V107H32V108H30V110H37L36 112L37 113H39L38 115H37V113L35 112L34 113V111H33V113L32 114H34V115H32V118H33V116H35V114H36V116L32 119V118H29L30 117V115L31 114H29L28 115V113H27V115H28V118H29V120L31 121V122H28L29 120L27 119V117H23L26 113H24V111L26 110L25 108ZM34 106V107H33ZM67 106H70V107H67ZM131 106V107H130ZM146 106V107H145ZM49 107V108H48ZM51 107V108H50ZM56 107V108H55ZM57 107L59 108V109H61V110H59V109H57ZM74 108V110L72 109V108ZM75 107H76V109H75ZM78 107V108H77ZM99 107V108H98ZM102 107H104V108H102ZM107 107V108H106ZM108 107H110V109L108 110ZM120 107V108H119ZM127 107V108H126ZM146 108V109H142V108ZM147 107H148V110H147ZM151 107V108H150ZM94 108V109H93ZM118 108V109H117ZM19 109H23L22 111H23V113H22V111L21 110H19ZM46 109L47 111H44V110ZM57 109V110H56ZM93 109V110H92ZM104 109H107L104 113H106L105 115H107V116H105L104 115V113H103V111H104ZM41 110L43 111V112H41ZM77 110V111H76ZM78 110H83V111H85V116H86V120H87V124H86V126L87 127H85L83 130H81V124L79 123V122H81L79 119H80V116L78 117ZM91 110V111H90ZM125 110V111H124ZM127 110V111H126ZM130 110V111H129ZM145 110V111H144ZM51 111V112H50ZM69 111H70V113L72 112V114L73 115H71L70 113H69ZM76 111V112H75ZM109 111V112H108ZM49 113V115H50V117H51V119H50V117H49V115H48V113ZM67 112V115L65 116V114L64 113H66ZM95 112H98L96 115H95ZM122 112V113H121ZM125 112V113H124ZM146 112V113H145ZM151 112V111H150ZM68 113L70 114V116H68ZM74 113H76V114H74ZM92 113V114H91ZM101 113V114H100ZM103 113V114H102ZM108 113V114H107ZM110 113V114H109ZM130 113V114H129ZM139 113V114H138ZM147 114L148 115V117H147V115H145V114ZM21 114H23V116L21 115ZM127 114V116H125ZM133 114H135V116L133 115ZM136 114L137 115H139L140 117L139 118H141V114H143V118H144V116L145 117H147V119L146 118H141V120L140 119H138L137 117L138 116H136ZM27 115H25V116H27ZM40 115V116H39ZM52 115V116H51ZM94 115V117L96 118L95 120L97 121H92L91 119V117ZM119 115V116H118ZM19 116V115H18ZM39 116V117H38ZM101 116V117H100ZM108 116H109V118H108ZM117 116V117H116ZM23 117V118H22ZM71 117V118H70ZM75 117H76V119H75ZM78 117V118H77ZM107 117V118H106ZM113 117V120L111 119ZM115 117V118H114ZM120 117V118H119ZM9 118V119H8ZM26 118V119H25ZM44 117H41V119H43ZM89 118V119H88ZM105 120H104V119ZM116 118H118V119H116ZM125 118V119H124ZM129 118V119H128ZM133 118V119H132ZM135 118H137V119H135ZM27 121V123H28V125H27V123H26V121ZM40 119V120H41ZM45 119V120H46ZM109 119V120H108ZM128 119V120H127ZM135 119V120H134ZM143 119V120H142ZM25 122H24V121ZM52 120V121H51ZM66 120H68V121H66ZM119 122H118V121ZM140 120V121H139ZM42 121V120H41ZM75 121H78V123L77 122H75ZM107 121V122H106ZM112 121V122H111ZM132 121V122H131ZM135 121H136V123H135ZM142 121H143V123H142ZM145 121V122H144ZM33 122V123H32ZM35 122V123H34ZM43 122V121H42ZM99 122V123H98ZM104 122V123H103ZM106 122V123H105ZM123 122V123H122ZM134 122V123H133ZM147 122V125L145 124ZM263 122V126H262V131L259 133V135H258V139H259V137H260V139H259V141L261 140V138H262V140H264V120L262 121ZM20 124L19 126H21V127H19V126H16V125H18V124ZM31 123V124H30ZM68 123V124H67ZM72 123V124H71ZM73 123H76V124H78V125H80L79 127H78V125L75 127V125L73 124ZM97 123V124H96ZM103 123V124H102ZM120 123V124H119ZM125 123H127V124H125ZM128 123H129V125H128ZM37 126H36V125ZM40 124V123H39ZM99 125V124H101V129L102 128H104L103 126H105L106 127V129H105V132H103L102 131V135H101V137L99 138H97V139H94L93 141H89V140H87L86 138L85 139H83V140H81V141H79L78 142V136H81L82 135V133L83 132H85V131H87V130H89V133H92V132H95V125ZM108 124V125H107ZM115 124V125H114ZM123 124L125 125V126H123ZM135 124V125H134ZM142 124V125H141ZM15 125V126H14ZM23 125H25V126H23ZM30 125V126H29ZM42 125V124H41ZM74 125V126H73ZM114 125V126H113ZM122 125V126H121ZM130 125H131V128H130ZM133 125V126H132ZM43 126V125H42ZM127 126V127H126ZM129 126V127H128ZM141 126H143L142 128H141ZM19 127V128H18ZM25 127V128H24ZM46 127V126H45ZM73 127H75V128H73ZM109 127V128H108ZM113 127V128H112ZM118 127H119V129H118ZM121 127V128H120ZM18 128V129H17ZM48 128V127H47ZM116 128V129H115ZM150 128V129H149ZM16 129H17V132H16V136H14L15 135V132L14 131H16ZM29 129V130H28ZM41 129H43V128H41ZM77 129V130H76ZM103 129V130H104ZM113 129V130H112ZM137 129V130H136ZM146 129H147V131H146ZM155 129V128H154ZM11 130V131H10ZM21 130V131H20ZM81 130V131H80ZM119 130V131H118ZM130 130H131V132H130ZM133 130V131H132ZM7 131V132H6ZM39 131V132H38ZM112 131V132H111ZM116 131V133L114 134V132ZM122 131V132H121ZM146 131V132H145ZM149 131V133H147ZM152 131H153V133H152ZM22 134V135H20V133ZM29 132V133H28ZM30 132H31V134H34L33 132H35V135H30ZM38 132V135H36V133ZM78 132V133H77ZM107 132V133H106ZM128 132V133H127ZM112 133V134H111ZM121 135H120V134ZM147 133V134H146ZM106 134H108L107 136H106ZM112 136H111V135ZM120 136H119V135ZM140 134V135H139ZM142 134V135H141ZM23 135H25V136H23ZM27 135V136H26ZM90 135V134H89ZM115 135V136H114ZM118 135V136H117ZM137 135V136H136ZM152 135V136H151ZM156 136V137H158V139H156L154 136ZM173 138H170V136ZM262 135V136H261ZM17 136H19V137H17ZM25 137V142H23L24 141V139L22 140V138L23 137ZM32 136V137H31ZM109 136H110V138H109ZM114 136V137H113ZM139 136V137H138ZM160 136V137H159ZM164 136H166V137H164ZM14 137V138H13ZM29 137V138H28ZM89 137V136H88ZM104 137V138H103ZM107 137V138H106ZM117 137V138H116ZM130 137V138H129ZM168 137H169V139H168ZM191 137V138H190ZM12 138V139H11ZM77 140H76V139ZM114 138H115V140H114ZM148 138V139H147ZM165 140H164V139ZM21 139V140H20ZM26 139H28L29 141H27ZM31 139V140H30ZM117 139V140H116ZM119 139V140H118ZM127 139V140H126ZM156 139V140H155ZM170 139H172V140H170ZM194 139V140H193ZM4 142H3V141ZM74 142H73V141ZM146 140V141H145ZM152 140L154 141H158L157 143H155V144H153L154 142H152ZM169 140V141H168ZM175 140V141H174ZM262 140L260 141V142H262ZM18 141V143H16ZM32 141V142H31ZM77 141V142H76ZM89 141V142H88ZM114 141H115V143H114ZM148 141H150V142H148ZM166 141V142H165ZM172 141H174L173 143H172ZM193 143H192V142ZM1 142H3V143H1ZM10 142V143H9ZM29 142H31V145H30V143ZM90 142H91V144H90ZM92 142H94V143H92ZM181 142V141H180ZM197 144L196 146L194 145L195 143ZM6 143H9V145L8 144H6ZM13 143V144H12ZM20 143V144H21ZM28 143V144H27ZM95 143H97L96 145H95ZM3 146H2V145ZM15 144V145H14ZM16 144H17V146H16ZM26 144V145H25ZM95 145V147H94V145ZM117 144V145H116ZM127 144V145H126ZM144 144V146H142ZM180 144H181V146H180ZM186 144V145H185ZM190 144V145H189ZM201 144V143H200ZM259 144V143H258ZM6 145V146H5ZM10 145H11V147H10ZM93 145V146H92ZM99 145V146H98ZM110 145H113V146H110ZM146 145H147V147H149V150H148V148L146 147ZM159 145V146H158ZM176 147H175V146ZM186 146V149H188L187 151H190L189 152V154H185V153H182L183 152V146ZM188 145V146H187ZM191 145H193L192 147H193V149L192 150H189V149H191L192 147H191ZM9 146V147H8ZM14 146V148H12ZM16 146V147H15ZM70 146V147H71ZM89 146V147H88ZM92 146V147H91ZM96 146H98L99 147V149H97L96 148ZM106 146V147H105ZM115 146V147H114ZM160 146H161V148H160ZM177 146H180L179 148L177 147ZM1 147L3 148V149H1ZM21 147L19 148L20 150V154L19 153H16V157H18V158H20V157H22V156H24V155H26V154H23V153H27L28 152V154L29 155H31V160H30V163H29V165L26 167V169L25 170H22V171H20L19 173H15L14 175H13V177L10 175V173H8L7 171H5L4 169H3V171H4V173L3 174H1L0 173V182H2V184H0L1 185V187H2V192H1V194H2V196H1V200H0V234H1V236H2V238H0V240H2V241H0V243H2V245L0 244V251L1 250H8V252H5V251H3V252H1V254H0V256H3V257H0V264H11L12 263V257H13V253H14V250H13V248L15 249V245H17V243H20V244H24V241H22L21 240V242L19 241L18 242V237H21L20 235L18 236V233H20V230L18 229V232H15V230H14V225H15V217L14 218H12L13 217V212L15 211V210H17L19 207H25V209L27 210V213H30V212H34V213H36V217H38L39 219V221H41L44 217L46 218V217H48V215L50 214V213H48L47 215H44L43 214V211L41 210V206L40 205H38L39 203H40V201H42L41 199H42V195L41 194H43V189H41V187H40V178L42 177V176H45V175H43V173H45L44 171L45 170H41V169H44V168H37V165H38V163H37V161H38V159H34V158H36L38 155H39V153H40V148L38 149V148H34V149H36L35 151H30V153H29V151H24L23 150V152H22V149H21ZM64 147V146H63ZM66 147H68V146H66ZM91 147V148H90ZM113 147V148H112ZM125 147V148H124ZM131 147V148H130ZM133 147V148H132ZM140 149H139V148ZM142 147H145V148H142ZM156 147H158V148H156ZM167 147V148H166ZM170 147H171V149H170ZM198 147V149H200L199 147H201V146H197ZM93 148V149H92ZM102 148H107L106 150H103ZM136 148V149H135ZM142 148V149H141ZM154 150H152V149ZM155 148V149H154ZM173 148H175L174 150H173ZM178 148V149H177ZM181 148H182V150H181ZM196 148V149H195ZM252 148H254V149H252ZM255 148H257V147H255V146H251V148L249 149V157H248V159H247V161H246V164L248 163V162H250L251 164V166H253V165H256V163H257V167H258V175H263V173H264V162H261L262 160H264L263 158H262V160L260 161L262 164H263V166H259V165H262V164H260V163H258V161L256 160V159H254V158H252V157H255V156H257V155H255L256 154V151H257V149H255ZM13 149V150H12ZM15 149H17V150H15ZM32 149V148H31ZM63 149V148H62ZM80 149V150H79ZM90 149H92L91 150V153H89L90 152ZM99 151V153H98V151ZM110 149V150H109ZM115 149V150H114ZM117 149V150H116ZM195 149V150H194ZM96 150V151H95ZM100 150H101V152H100ZM137 150V151H136ZM139 150V151H138ZM148 150V151H147ZM165 150V151H164ZM167 150H169V151H167ZM177 150V151H176ZM181 150V151H180ZM194 150V151H193ZM7 151V152H6ZM60 151V148L58 149V152ZM88 151V152H87ZM92 151L94 152V153H92ZM104 151V152H103ZM107 151V152H106ZM121 151V152H120ZM136 151V152H135ZM177 153H176V152ZM194 152V154H193V152ZM61 152V151H60ZM59 152V154H61ZM78 152V153H77ZM131 152V153H130ZM139 154H138V153ZM152 152V153H151ZM180 152V153H179ZM192 152V153H191ZM248 152H247V154H248ZM9 153V154H8ZM81 157H79L77 154ZM112 153V154H111ZM114 153V154H113ZM186 153H188V152H186ZM254 153V154H253ZM13 154V153H12ZM76 154V155H75ZM88 154H91L89 157H88ZM95 154V155H94ZM96 154H97V157H95L96 156ZM121 154V155H120ZM134 154H135V156H134ZM137 154V155H136ZM151 154V155H150ZM178 154H184V155H186L185 157H184V155H182L183 156V158H182V156H179ZM252 154V155H251ZM258 154V153H257ZM8 155V156H7ZM37 155V156H36ZM75 155V156H74ZM120 155V156H119ZM149 155V156H148ZM170 155V156H169ZM191 155V156H190ZM241 155L242 154H239L238 156H236V160H238L239 161V163H241V158L239 159V157H241ZM253 155H255V156H253ZM70 156H72V157H70ZM78 156V157H77ZM83 156H84V158H86L85 160H84V158H83ZM116 156V157H115ZM124 156H126V157H124ZM133 156V157H132ZM168 156H169V158H168ZM173 156V157H172ZM178 156H179V158H178ZM11 157H13V156H11ZM34 157V158H33ZM62 157V156H61ZM68 157V158H67ZM73 157H77L76 158V160H74L73 161ZM92 157H94L93 159H92ZM193 157V158H192ZM33 158V159H32ZM74 158V159H75ZM96 158V159H95ZM133 158V159H132ZM182 158V159H181ZM185 158H186V161H185ZM252 158V159H251ZM258 160H260L258 157H256ZM7 159V160H6ZM11 161H9V160ZM68 159H71V160H68ZM81 159H83V160H81ZM88 159V160H87ZM136 159V160H135ZM178 159V160H177ZM37 160V161H36ZM63 160V159H62ZM80 160V161H79ZM101 160V161H100ZM105 160V161H104ZM132 160V161H131ZM149 160V161H148ZM194 160V159H193ZM251 160H254V162L255 161H257V162H255V164H254V162L252 163L251 162ZM6 162V164H5V162ZM66 161H70V164L73 166V167H71V165L69 164V162H66ZM75 161H76V163H75ZM82 161H84V162H82ZM87 161V162H86ZM94 161V162H93ZM129 161H130V163H129ZM143 161V162H142ZM178 161V162H177ZM238 161H236L237 162V165H235L236 164V162L234 163V166L236 167V169H237V167H238V165H239V163H238ZM78 162V163H77ZM96 162V163H95ZM145 162V163H144ZM147 162V163H146ZM171 162H173V165H172V163ZM192 162V161H191ZM92 163V164H91ZM103 163V164H102ZM108 164V165H106V164ZM111 163V164H110ZM121 163H122V165H121ZM164 163H166V164H164ZM179 163V164H178ZM76 164V165H75ZM131 166H130V165ZM194 164V165H193ZM249 164V163H248ZM247 164V165H248ZM31 165V166H30ZM67 165H70V166H67ZM89 165V166H88ZM95 165V166H94ZM103 165V166H102ZM121 165V166H120ZM125 167H124V166ZM33 166V167H32ZM100 166V167H99ZM110 166H112V168L110 167ZM114 166V167H113ZM168 166H169V170H170V172L171 173H166V170L168 169ZM195 168H194V167ZM241 166V165H240ZM239 166V167H240ZM69 167V168H68ZM71 167V168H70ZM79 167V168H78ZM104 167V168H103ZM109 169H108V168ZM128 167V168H127ZM130 167V168H129ZM179 169H178V168ZM238 167V168H239ZM260 167H263V169L261 168V170H260V172L262 171L263 173L261 174L260 172H259V169H260ZM35 168H36V171H38V172H33V174L31 173L32 172V170H35ZM68 168V169H67ZM91 168V169H90ZM119 168V171L121 172H119V171H117V169ZM194 168V169H193ZM241 168L242 167H240V169H238V171L239 170H241ZM38 169V170H37ZM83 169V170H82ZM85 169V170H84ZM96 169V170H95ZM126 169H128V170H126ZM134 169V170H133ZM165 169V170H164ZM196 169V170H195ZM27 170V171H26ZM30 170H31V172H30ZM65 172H64V171ZM89 170V171H88ZM90 170H92L91 172H90ZM95 170V171H94ZM100 170V171H99ZM155 170H156V172H155ZM177 170V171H176ZM2 171V172H3ZM26 171V172H25ZM80 171H81V174H80ZM85 171V172H84ZM94 171V172H93ZM114 171H116V172H114ZM146 171V172H145ZM151 171V172H150ZM187 171V172H186ZM190 171H192V172H190ZM73 172V173H72ZM95 172H97V174H95ZM113 172V173H112ZM117 172H119V173H117ZM130 172V173H129ZM177 172L179 173V175L177 174ZM195 172V175H193L192 173H194ZM6 173V174H5ZM28 173H30V175L28 174ZM38 173V174H37ZM68 173V174H67ZM77 173H79V175L77 174ZM87 175H86V174ZM108 173V174H107ZM115 173H117L118 174V176H116L117 174H115ZM185 173H186V175H185ZM190 173V174H189ZM21 174V175H20ZM91 174H92V177H91ZM94 174V175H93ZM111 174H113V175H111ZM126 174V175H125ZM173 174V175H172ZM1 175H2V177H1ZM28 175V176H27ZM33 175V177H31ZM39 175V176H38ZM40 175H41V177H40ZM60 175H62V176H60ZM77 175V176H76ZM89 175V176H88ZM96 175V176H95ZM111 175V176H110ZM154 175V176H153ZM163 175V176H162ZM177 176V178H176V176ZM183 175V176H182ZM193 175V176H192ZM11 176V177H10ZM25 176V177H24ZM26 176H27V178H26ZM57 176H54L55 178L57 177ZM73 176V177H72ZM79 176V177H78ZM86 176V177H85ZM134 176V177H133ZM139 176V177H138ZM175 176V177H174ZM180 176H181V178H180ZM188 176H189V178H188ZM4 177V178H3ZM29 177H31L30 179H28ZM38 177V178H37ZM40 177V178H39ZM69 178V180H68V178ZM72 177V178H71ZM84 177H85V179H84ZM91 177V178H90ZM95 177H97L96 178V180H98L97 181V183H96V180H94L95 179ZM99 177V178H98ZM101 177V178H100ZM158 177V178H157ZM169 179H168V178ZM173 177V178H172ZM180 179H179V178ZM185 177V178H184ZM192 177V178H191ZM262 177V176H261ZM263 177H264V175H263ZM21 178H23L24 179V181H23V179H21ZM54 178V179H55ZM62 178V179H61ZM64 178H66V179H64ZM71 178V179H70ZM75 179V181H74V179ZM78 178V179H77ZM87 178V179H86ZM92 178H93V180H92ZM105 178V179H104ZM157 178V182H156V179ZM194 178V179H193ZM21 179V181H19ZM26 179V180H25ZM60 179V180H59ZM64 179V180H63ZM77 179V180H76ZM114 179H115V182H114ZM118 179V180H117ZM125 179V180H124ZM144 179L146 180L145 182H144ZM168 179V180H167ZM175 179V180H174ZM178 179V180H177ZM10 180V181H9ZM73 181V183L71 182V181ZM80 180H81V182H80ZM85 180V181H84ZM132 180V181H131ZM171 180V181H170ZM209 179L206 177V180L204 181V182H207V183H205V184H208V181ZM16 181H17V183H16ZM20 183H19V182ZM28 181H30L29 183H28ZM58 181H59V183H58ZM62 181H64L63 183H60V182H62ZM68 181V182H67ZM70 181V182H69ZM84 181V182H83ZM94 181V182H93ZM122 181V182H121ZM148 181V182H147ZM153 181H155V182H153ZM164 181V182H163ZM174 181V182H173ZM180 181V182H179ZM24 182V183H23ZM66 182V183H65ZM76 182V183H75ZM81 184H80V183ZM88 182V183H87ZM93 182V183H92ZM99 182V183H98ZM138 182L140 183L139 185H138ZM147 182V183H146ZM150 182H152L151 184H150ZM178 182V183H177ZM11 183H12V185H11ZM28 183V184H27ZM37 183V184H36ZM71 183V184H70ZM87 183V184H86ZM95 183V184H94ZM144 183V184H143ZM155 183V184H154ZM164 183V184H163ZM7 184V185H6ZM15 184H17V185H15ZM77 184V185H76ZM90 184H92V186L94 185V187H92ZM118 184V185H117ZM153 184V185H152ZM160 184V185H159ZM169 185V186H167V185ZM175 184H179V186L177 187V185H176V187H175ZM4 185V186H3ZM10 185V186H9ZM20 185V186H19ZM33 185V186H32ZM37 186H39V188L38 189H36V187ZM69 186V187H67V186ZM75 185V186H74ZM90 185V187H92V189H90V187L88 188V186ZM138 185V186H137ZM144 185V186H143ZM157 185V186H156ZM12 186V187H11ZM15 186V187H14ZM87 186V187H86ZM97 188H96V187ZM103 186V187H102ZM109 186V187H108ZM114 186V187H113ZM121 186V187H120ZM150 186H152V188H154V189H152ZM168 188H167V187ZM173 186V187H172ZM1 187H0V189H1ZM4 187V188H3ZM9 187V189H7ZM23 189H22V188ZM63 187H65V188H63ZM75 187H76V190H75ZM102 187V188H101ZM120 187V188H119ZM142 187H143V189L145 190H143L142 189ZM148 187H149V189L153 192H151L149 189H148ZM160 187H162V189L160 188ZM163 187H164V189H163ZM170 187V188H169ZM179 187H182V188H179ZM35 190H33V189ZM74 188V189H73ZM95 188V189H94ZM109 188L110 189H112V190H109ZM113 188H114V190H113ZM136 188V189H135ZM172 188H173V190H172ZM174 188H176V189H174ZM179 188V189H178ZM3 189H5V190H3ZM7 189V190H6ZM12 189V190H11ZM30 189H32L33 190V192H32V190H30ZM39 189H41L40 190V192L38 193V191H39ZM68 189V190H67ZM95 191H94V190ZM103 189V190H102ZM105 189V190H104ZM107 189V190H106ZM161 189V190H160ZM182 189V190H181ZM9 190H11V191H9ZM38 190V191H37ZM74 192H76L77 190H78V192H76V193H74ZM85 190V191H84ZM86 190H87V192H89L90 191V195L86 192ZM98 190V191H97ZM143 190V191H142ZM148 190V191H147ZM157 190V191H156ZM171 190V191H170ZM181 190V191H180ZM1 191V190H0ZM4 191V192H3ZM30 191V192H29ZM92 191V192H91ZM101 191V192H100ZM137 191V192H136ZM142 191V193H140ZM155 191V192H154ZM161 191V192H160ZM170 191V192H169ZM225 193H224V192ZM223 191H221V193H220V195H222V197L224 196H228L229 194H230V192L228 193V189H226V190H223ZM12 192V193H11ZM42 192V193H41ZM55 192V191H54ZM73 192V193H72ZM84 192H85V195H84ZM98 192V193H97ZM129 192V193H128ZM135 194H134V193ZM139 192V193H138ZM147 192V193H146ZM151 194H149V193ZM157 192V194H155ZM158 192H160V193H162V194H160V193H158ZM175 192H177V193H175ZM32 193H36L37 194V196H36V194L34 195V194H32ZM65 193V194H64ZM82 193H83V195L85 196H81L82 195ZM97 193V194H96ZM130 193H132V194H130ZM146 193V194H145ZM165 193H166V195H165ZM170 194L168 197L170 198V199H168V197H167V195L168 194ZM180 193H181V195H180ZM228 193V194H227ZM0 194V195H1ZM15 194V195H14ZM32 194V195H31ZM41 196H40V195ZM74 194V195H73ZM103 194V195H102ZM143 194V195H142ZM145 194V195H144ZM154 194V195H153ZM159 194V195H158ZM8 195V196H7ZM27 195V196H26ZM86 195H87V197H86ZM95 195V196H94ZM102 195V196H101ZM107 195V196H106ZM123 195V196H122ZM133 195V196H132ZM156 195V196H155ZM162 195H164V196H162ZM176 197H175V196ZM5 196V197H4ZM24 196V197H23ZM28 196H31L28 200L27 199H25V201H23L24 200V198H28ZM66 196V197H65ZM90 196H92V197H90ZM112 196V197H111ZM131 196V197H130ZM136 196V197H135ZM140 196H141V199H140ZM144 198H143V197ZM146 196V197H145ZM153 196V197H152ZM173 196V197H172ZM10 197H13V198H11L10 199ZM81 197V198H80ZM104 197V198H103ZM120 197V198H119ZM123 197V198H122ZM134 197V198H133ZM139 197V198H138ZM147 197H150V199L152 200V198H154V197H157V198H154L153 199V201H150V199L149 198H147ZM152 197V198H151ZM181 197V198H180ZM223 197V198H224ZM16 198V199H15ZM19 200H18V199ZM21 198V199H20ZM78 198H80V199H78ZM98 198H99V200H98ZM102 198H103V200H102ZM130 200H129V199ZM142 198H143V202L141 201L142 200ZM163 198V199H162ZM172 198L173 199H175V200H172ZM259 198V197H258ZM10 199V200H9ZM23 199V200H22ZM32 199V200H31ZM78 199V200H77ZM88 201H86V200ZM89 199V200H88ZM90 199H92V200H90ZM96 199H97V201H96ZM115 199V200H114ZM132 199V200H131ZM139 199V200H138ZM149 199V200H148ZM4 200V201H3ZM9 200V201H8ZM12 200V201H11ZM14 200V201H13ZM15 200H16V202H15ZM17 200H18V202H17ZM84 201V203H83V201ZM112 200V201H111ZM146 200V201H145ZM161 200V201H160ZM164 200V201H163ZM171 202H170V201ZM212 200V201H211ZM211 200H209V202H208V200L205 202V204H204V208L203 209H201L200 211H199V213H200V215H202V214H204V213H207V214H204V215H208V213L210 214V212H208L211 208L210 207H213L214 209H216V208H219V201L220 200H218V199H215L214 197H213V199H211ZM218 200V201H217ZM257 198H255V199H253V203H251L252 205L248 208L249 210L247 211V212H249V213H240V215H241V218L239 217L240 215H239V213H235V217H234V220L237 218V216L240 218V219H236L235 221H234V238H236L235 236H237V241H235L236 239H234L233 241H232V243H234V244H231V246H230V244H229V246L228 245H225L227 248V250L229 251V249H231L232 247H233V249H234V256H229L230 254L228 253L227 255L225 254V255H223L224 256V259L223 260H225V261H223L222 260V262H226V261H229L227 264H264V242H262L264 239V227H262V226H259V224H258V222L257 221H255V219H254V216H255V213L258 211L257 209V205L259 204V201H260V198L257 200ZM11 202V205H10V203H8V202ZM22 201L23 202V204H21L20 202ZM81 201V202H80ZM113 201H115V202H113ZM119 201V202H118ZM133 201V202H132ZM142 203H141V202ZM145 201V202H144ZM164 202V205H163V202ZM211 201V202H210ZM7 202V203H6ZM31 202V203H30ZM71 202V201H70ZM87 202V203H86ZM99 202V203H98ZM105 202V203H104ZM151 202V203H150ZM179 202V203H178ZM183 202V203H182ZM217 202V203H216ZM258 202V203H257ZM13 203L15 204V205H13ZM36 203V204H35ZM38 203V204H37ZM79 203V204H78ZM89 203V204H88ZM112 203H114L113 204V206H114V208L112 207ZM116 203H118V204H116ZM132 203V204H131ZM138 203V204H137ZM147 203H149V204H147ZM152 203H154V204H152ZM160 203H162V204H160ZM182 203V204H181ZM66 204H64L63 205V207H65L66 206ZM71 204V205H70ZM74 205V207H76V208H73V205ZM88 204V205H87ZM98 204V205H97ZM100 204V205H99ZM103 204V205H102ZM108 204V205H107ZM135 204V205H134ZM145 204V205H144ZM152 204V205H151ZM156 204V205H155ZM157 204H159V205H157ZM170 204V205H169ZM211 204V205H210ZM214 204H215V207H214ZM216 204H218V207H216ZM254 204H256V207L254 206ZM18 205V206H17ZM34 205V206H33ZM35 205H37L36 207H35ZM90 205V206H89ZM93 205V206H92ZM102 205V206H101ZM129 205V206H128ZM144 205V206H143ZM169 205V206H168ZM173 205V206H172ZM206 205V206H205ZM213 205V206H212ZM31 206H32V208H31ZM95 206H94V209L96 210L97 208H95ZM136 206V207H135ZM140 206V208H138ZM148 206V207H147ZM149 206H151V207H149ZM168 206V207H167ZM177 207V209L175 208V210L173 211V213H168L169 212V210H170V208L171 207ZM254 206V207H253ZM38 207V208H37ZM105 207V208H104ZM108 207V208H107ZM120 207V208H119ZM131 207V208H130ZM146 208V209H144V208ZM206 207H207V209H206ZM68 208V209H67ZM103 208V209H102ZM113 210H112V209ZM135 208V209H134ZM142 208V210H140ZM148 208H151V211L149 212V209ZM157 208V209H156ZM160 208H162V209H160ZM164 208H166V209H164ZM183 208H185V206L183 207ZM67 209V210H66ZM72 209H75V211H73V212H70ZM80 209V210H79ZM99 209H97V211L99 210ZM108 209V210H107ZM160 209V210H159ZM164 209V210H163ZM167 209H168V212H167ZM181 209V210H180ZM254 209V210H253ZM41 210V211H40ZM76 210H77V212L78 213H76ZM123 210H125V211H123ZM127 210V211H126ZM136 210V211H135ZM140 210V211H139ZM146 210V211H145ZM161 210H163V211H161ZM177 210V211H176ZM205 210V211H204ZM256 210V211H255ZM80 211V212H79ZM84 212H85V209L83 210ZM156 211V212H155ZM210 211H213L212 209L210 210ZM251 211L253 212V214L251 213ZM64 212H65V214H64ZM68 212V213H67ZM107 212V213H106ZM139 212V213H138ZM146 212V213H145ZM153 212V213H152ZM178 212V213H177ZM8 213V214H7ZM10 213H12V214H10ZM55 213V212H54ZM74 213H75V215H74ZM133 213H134V215H133ZM148 213L149 214H151V215H148ZM202 213V214H201ZM7 214V215H6ZM71 214L74 216H71ZM78 214H79V216H78ZM81 214V215H80ZM106 214V215H105ZM116 214H118V215H116ZM139 215V218H138V215ZM141 214V215H140ZM147 215V217L146 216H144L143 217V215ZM157 214V215H156ZM175 214V215H174ZM248 214V215H247ZM252 214V215H251ZM53 215V212L50 214V216H52ZM67 215V216H66ZM116 215V216H115ZM174 215V216H173ZM204 215H202L203 216V218L205 217ZM9 216H10V220H12L13 219V222L11 223H8L7 225H5V223H4V221L5 222H7L9 219ZM12 216V217H11ZM49 216V217H50ZM66 218H65V217ZM73 217V218H71L70 219V217ZM80 216H84L83 218L82 217H80ZM122 216V217H121ZM125 216V217H124ZM127 216V217H126ZM130 216V217H129ZM137 216V217H136ZM143 217V218H141V217ZM152 216V217H151ZM167 216V217H166ZM172 216V217H171ZM244 216V217H243ZM249 216V217H248ZM251 216V217H250ZM2 217V218H1ZM4 217V218H3ZM6 217V218H5ZM108 217V218H107ZM112 217H113V219H112ZM121 217V218H120ZM150 217V218H149ZM158 217H160V218H158ZM201 216H199V218H200ZM208 217V216H207ZM248 217V218H247ZM253 217V218H252ZM69 218V219H68ZM77 218V219H76ZM80 218V220H78ZM82 218V219H81ZM103 218H105V219H103ZM107 218V219H106ZM123 218H124V220H123ZM126 218V219H125ZM127 218H129V220L127 219ZM163 218V219H162ZM41 219V220H40ZM73 219V220H72ZM90 219V220H89ZM109 219H112V220H109ZM132 219V220H131ZM144 219V220H143ZM145 219H146V221H145ZM149 219V220H148ZM153 219V220H152ZM160 219V220H159ZM208 219V218H207ZM83 220H85L84 222H83ZM87 220H88V222H87ZM103 220V221H102ZM106 220V221H105ZM123 220V221H122ZM136 220V221H135ZM161 220H163V222L161 221ZM204 220H206V219H204ZM99 221V222H98ZM110 221V222H109ZM115 221V222H114ZM128 222V224H127V222ZM153 221V222H152ZM162 223H161V222ZM241 221H243V222H241ZM244 221H245V223H244ZM256 223H255V222ZM112 222V223H111ZM126 222V224H123V223H125ZM135 222H138V223H135ZM146 222L147 223H149V224H146ZM158 222H160V224L158 223ZM238 222V223H237ZM252 222H254V223H252ZM3 223V224H2ZM90 223H93V224H90ZM131 223H132V226H130L131 225ZM144 223V224H143ZM153 223V224H152ZM247 223V224H246ZM98 224V225H97ZM101 224V225H100ZM104 224V225H103ZM107 224H109L110 225V227H106V225ZM113 224V225H112ZM122 224V226H120ZM130 224V225H129ZM138 224V225H137ZM152 224V225H151ZM156 226H155V225ZM236 224V225H235ZM239 224L241 225H243V226H245V227H243L242 225H241V227L239 226ZM246 224V225H245ZM250 224V225H249ZM252 224V225H251ZM5 225V226H4ZM126 225V226H125ZM129 225V226H128ZM141 225H142V227H141ZM146 225V226H145ZM154 225V226H153ZM158 225H159V227H158ZM256 225V226H255ZM11 226V227H10ZM104 226V227H103ZM111 226H114L115 228L114 229H111L112 227ZM144 226H145V228H144ZM152 226V227H151ZM247 226V227H246ZM258 226V227H257ZM9 227H10V229H9ZM123 227V228H122ZM127 227H128V229H127ZM131 227H132V229H131ZM135 227V228H134ZM137 227V228H136ZM140 227V228H139ZM154 227H157V228H154ZM202 227V226H201ZM251 227V229H249ZM256 227V228H255ZM261 227V228H260ZM13 228V229H12ZM86 228V229H85ZM118 228V229H117ZM146 228H148V229H146ZM159 228V229H158ZM163 228V229H162ZM239 228V229H238ZM248 228V229H247ZM126 231H125V230ZM133 229H135V231L133 230ZM139 229V230H138ZM140 229H142V231L140 230ZM144 229V230H143ZM151 229V230H150ZM155 229H156V231H157V233L158 234H156L154 231H155ZM172 228H170L169 230H171ZM246 229V230H245ZM260 229V230H259ZM263 229V230H262ZM10 230H12L14 233H10V235L12 234L13 236L11 237L10 235V237L8 236V231H10ZM127 232L128 233V237L127 236H123L122 238H121V236H122V232ZM129 230V231H128ZM150 230V231H149ZM159 230V231H158ZM162 230V231H161ZM169 230H168V232H169ZM205 230V231H204ZM248 230V231H247ZM11 231V232H12ZM102 231V232H101ZM138 231V232H137ZM247 231V232H246ZM254 231V232H253ZM112 232V234H113V237L110 235V237H107L106 236V234L109 236V233H111ZM130 232H132V233H130ZM140 232V233H139ZM152 232V233H151ZM189 232H190V235H189ZM243 232V233H242ZM251 232V233H250ZM252 232H253V235H252ZM261 232V233H260ZM93 233V234H92ZM98 233H100V235L98 234ZM134 233V234H133ZM137 233V234H136ZM143 233V234H142ZM174 233L177 235H175L174 236ZM6 235V237H5V235ZM15 234H17V235H15ZM84 234V233H83ZM82 234V235H83ZM142 234V235H141ZM168 234V233H167ZM173 234V235H172ZM186 234V235H185ZM210 234V233H209ZM220 234V233H219ZM242 234V235H241ZM246 234V235H245ZM93 235H96V237L94 238L93 237ZM157 235H158V237H157ZM190 237H189V236ZM192 235V236H191ZM260 235V236H259ZM263 235V236H262ZM116 238H115V237ZM152 236V237H151ZM154 236V237H153ZM180 236V237H179ZM202 236V237H203ZM245 236H247L246 238H245ZM249 236V237H248ZM252 236V237H251ZM3 237H5V239H3ZM14 237V238H13ZM117 237H119V239L117 238ZM126 239H125V238ZM130 237V238H129ZM161 237V238H160ZM175 237V238H174ZM177 237H179V239L177 238ZM191 237H193V239H192V241H191ZM233 237V236H232ZM8 238H9V241H7L8 240ZM11 238H13V239H11ZM68 238H70V237H68ZM67 238V239H68ZM75 238V239H74ZM108 238V239H107ZM115 238V239H114ZM128 238V239H127ZM133 238V239H132ZM154 238H156V239H154ZM158 238V239H157ZM184 238H185V240H184ZM190 238V239H189ZM206 238V239H205ZM219 238L221 239V241H223L222 239H223V235L221 236V234L219 235ZM245 238V239H244ZM262 238V239H261ZM107 239V241H105ZM181 239V240H180ZM186 239H187V242H186ZM204 239V240H203ZM250 241H249V240ZM260 239V240H259ZM13 240V241H12ZM76 240V243H78V244H75V241ZM114 240H117V243H116V241L115 242H113ZM190 240V241H189ZM15 241V242H14ZM17 241V242H16ZM77 241H80V242H82V243H80V242H77ZM134 241H135V243H134ZM145 241V242H144ZM205 241V242H204ZM207 241V242H206ZM7 242H9V245H8V243ZM23 242V243H22ZM86 242V243H85ZM91 242V243H90ZM138 242V243H137ZM144 242V243H143ZM165 243L166 242V244H167V246L169 247V249L170 248H172V249H166L165 250V248H163L162 250H161V252H160V247H159V245L161 244V243ZM185 242V243H184ZM190 242H192V243H190ZM236 242V243H235ZM249 244H248V243ZM4 243V244H3ZM88 243L90 244L89 245V247H88ZM113 243V244H112ZM134 243V244H133ZM179 243V244H178ZM188 243V244H187ZM196 243V244H195ZM198 243H199V245H198ZM204 243V244H203ZM213 243V242H212ZM240 243V244H239ZM257 243V244H256ZM70 244V245H69ZM80 244V245H79ZM85 244H86V246H85ZM97 244H98V246H97ZM101 244V245H100ZM115 244V245H114ZM122 244V243H121ZM222 244V243H221ZM220 243L218 244V246L219 245H221ZM255 244V245H254ZM75 245V246H74ZM114 245V246H113ZM118 245V246H117ZM154 245V246H153ZM198 245V246H197ZM248 245V246H247ZM251 245V246H250ZM58 246V245H57ZM63 246H64V248H63ZM70 246V247H69ZM83 246H85V247H83ZM111 246V247H110ZM116 246V247H115ZM151 246H153L154 247V250H153V247L151 248ZM194 246V247H193ZM200 246V247H199ZM236 246H238V247H236ZM68 247V248H67ZM73 247V248H72ZM98 247V248H97ZM114 247L115 248H118V249H115L114 250ZM143 247V248H142ZM236 249H235V248ZM242 247V248H241ZM262 248V250L263 251H261V248ZM58 248V249H57ZM78 248V249H77ZM82 250H84L85 248H86V250H84L85 252H83V250L82 251H80V249ZM87 248H89V251H88V249ZM157 249V251H156V249ZM175 248V249H174ZM229 248V249H228ZM244 248V249H243ZM260 248V249H259ZM10 249V250H9ZM56 249V250H55ZM62 249V250H61ZM65 249H68V250H65ZM110 249V250H109ZM177 249V250H176ZM202 249V250H201ZM233 249H231V250H233ZM242 249V250H241ZM253 249V250H252ZM12 250H13V252H12ZM71 250V251H70ZM75 250H76V253H75ZM79 250V251H78ZM153 250V251H152ZM159 250V251H158ZM166 252H165V251ZM172 250L174 251V253L172 252ZM63 251V252H62ZM73 251V252H72ZM94 253H93V252ZM116 251V252H115ZM120 251V252H119ZM147 251H149V252H147ZM164 251V252H163ZM183 251V252H182ZM246 251V252H245ZM255 251V252H254ZM79 254H78V253ZM176 252V253H175ZM237 254H236V253ZM251 252V253H250ZM8 253V254H7ZM51 253H53V254H51ZM83 253V254H82ZM90 253V254H89ZM122 253V254H121ZM172 255H171V254ZM198 253V254H197ZM248 253V254H247ZM3 254V255H2ZM11 254V255H10ZM65 254V255H64ZM71 254V255H70ZM89 256H88V255ZM119 254H121V255H119ZM169 254H170V256H171V258H169L168 259V257H170L169 256ZM175 254V255H174ZM196 254H197V256H196ZM239 254V255H238ZM252 254V255H251ZM255 254H256V256H255ZM6 255V256H5ZM62 255V256H61ZM72 255H73V257H72ZM78 255H79V257H78ZM165 255H168V257L166 256L165 257ZM174 255V256H173ZM247 255H250V256H247ZM7 256H9V258L10 259H8V257ZM71 256V257H70ZM83 256V257H82ZM111 256V257H110ZM114 256V257H113ZM132 257V261H133V263L132 264H138L136 261H135V256H134V254H133V252H132V255H131ZM173 256V257H172ZM239 256V257H238ZM248 257V259L249 260H247V257ZM253 256V257H252ZM255 256V257H254ZM69 257V258H68ZM110 257V258H109ZM252 259H251V258ZM7 258V259H6ZM64 258V259H63ZM74 258V260L72 261V259ZM77 259V261H76V259ZM92 258V259H91ZM168 259V260H170V261H168V260H166V259ZM242 258V259H241ZM66 259V260H65ZM120 259V258H119ZM159 259V260H158ZM165 259V260H164ZM196 259V260H195ZM59 260V261H58ZM63 260V261H62ZM67 261V262H65V261ZM69 260H71V261H69ZM252 260H254V261H252ZM53 261V262H52ZM75 261V262H74ZM117 261V262H116ZM120 261H122V262H120ZM189 261V262H188ZM191 261V262H190ZM62 262V263H61ZM111 262V263H110ZM114 262V263H113ZM127 263V262H126Z\"/></svg>","mask_w":264,"mask_h":264}]
</instances>
